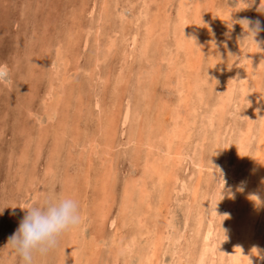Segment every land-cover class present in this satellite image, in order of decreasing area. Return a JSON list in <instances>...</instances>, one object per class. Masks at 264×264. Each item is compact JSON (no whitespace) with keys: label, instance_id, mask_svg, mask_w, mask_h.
<instances>
[{"label":"rangeland","instance_id":"374dc122","mask_svg":"<svg viewBox=\"0 0 264 264\" xmlns=\"http://www.w3.org/2000/svg\"><path fill=\"white\" fill-rule=\"evenodd\" d=\"M189 1H188V4H190ZM192 1L195 3H192ZM197 1H199V0H195V1L191 0V5H188V8L186 10L187 12H186L185 17H184L185 19L183 18V20L180 21L178 19V15L176 16V14H175V16H174V13H177V10H178L177 7H178L179 0H175V1L174 0H156L155 2L150 3V5H149L148 18L145 19V18L140 17L139 20H136L135 18H131V16L135 13H138V9L140 8L141 4L143 3V0H109L108 4L110 7V12H109L110 15L108 13L106 16L107 18L106 17H104V18L100 17L99 7H100L101 0H52V2H51V0H0V63H6L9 66L10 65L13 66V68L11 66L9 67V69L11 68L10 69L11 83L8 85L0 84V199H1L0 209H2V207L4 208L3 212L0 213V264H8V263L9 264H19V258L15 255V253L13 251L9 250L10 247L6 244L8 241V237H10L12 235V233L16 230L18 223L21 221V219L23 218V216L25 214L24 210H22L20 207H22L26 201H30L32 199V195H33L34 191L36 193L35 197H42L45 192H46L45 195L51 194V195L59 196L60 194L61 195L63 194V196L73 197L74 199H76L78 201L79 206H80V210L82 208H84L83 209L84 211L83 210L81 211V216H82V214L84 215V217L83 216L81 217L83 219V220L81 219V223L78 226H76L75 228L70 229L69 231L65 232L62 236H60V238H59L60 240H58V242H57L58 244L56 245L55 248L52 249L53 252H52V250H50V253H48L44 257L42 256V258H41V256H37L38 258L36 257V264H40V263L41 264H86V262H87V264H106V263L107 264H128V263L134 264L136 262L134 253L132 252V254H131L126 249L119 251L120 249L118 250V248L120 246L122 247V245H124V242L130 240V238L132 236L136 235V233H137V235L135 237H137V239L135 238V242L139 244L138 246L142 245V243L146 242L147 240L150 242L152 240L153 241L155 240L154 241L155 246H154L153 251H152L153 253H150V254H152L151 255V258H153L152 260H154V261H152V264H173V263L175 264V262L177 260H180L182 262V264H201V263L202 264H208V263L209 264H228L229 262H231L229 264H243V263L248 264V257H250V259L252 260V264H264L263 263L264 260H259L257 258V256L254 254V248H258L260 250V252L264 255V243H263L264 242V228H263L264 219H262V218H264V216H263L264 215V206H263L264 205V202H263V199H264V195H263L264 194V182H263L264 181V169H263L264 162L262 164V161L264 160L263 159L264 158V156H263L264 155V148H263L264 147V135L260 134L262 137V140H263L262 141L261 138L259 137L260 135L257 133V132L262 133V131L264 133V124H263L264 123L263 122L264 121V119H263L264 118V96H263L264 94L261 95L262 92L264 93V89H263L264 78L262 77L263 75H261V74H264L263 73L264 72V53L263 52L261 54L258 53L259 55L256 54L257 49H256L255 45L252 43V41L249 37L245 38L246 36L244 35L245 34V31H243L244 29L242 28V26H240L239 23L236 22L240 19H249V20L256 19V15L258 13L255 11V8L258 5L259 0H256V4L252 5L251 7H248L247 10H245V8H244L241 11L238 9L240 7H243L244 5L240 4L241 3L240 0H235V3H233L232 0H217V1H215V0H210V1L209 0H204V1L200 0L199 2H197ZM167 2L170 4H167ZM205 2H207V3H205ZM221 3H224V4H221ZM225 3H226V5H225ZM114 4H117V5H114ZM192 4H194V5L192 6ZM202 4H204V7ZM206 4H207V7H206ZM201 5H202L201 9H198V7L200 8ZM50 6H53L55 8H52ZM209 6H211V7H209ZM253 6H255V7H253ZM115 7H117V8H115ZM163 7L165 10L163 9ZM189 7L191 9H189ZM193 7H194V9H193ZM221 7H223V8H221ZM232 7H233V9H232ZM234 7L237 8L236 11H235L236 8H234ZM252 7L254 8V10ZM172 8H174V9H172ZM203 8H204V10H202ZM209 8H213L214 10H211V9L209 10ZM115 9L119 10V11L122 10L121 12L124 13V16L122 15V17H123L122 21H121L119 15H117V11ZM161 9H163V11H161ZM174 10H176V12H174ZM188 10H189V13H188ZM250 10H251V12H250ZM202 11H203V13H202ZM207 11H211L210 13H212V12L213 13L210 14ZM204 12L208 14V16L206 15L207 20H205ZM238 12H240V13H238ZM52 13H53V15H52ZM71 13L73 16L71 15ZM163 13H166V14H163ZM187 13H188V15H187ZM198 13L199 14L201 13L200 15L203 17L198 15ZM125 14H128V15L130 14L131 16L129 15V17H128V15H125ZM196 14L199 18L196 17ZM215 14L220 16V17H217ZM162 15H163V17H162ZM68 16L71 19H69ZM76 16H77V18H76ZM60 17H62V18H60ZM65 17H67V19H69V20H73V19L74 20L69 22ZM175 17H177V19ZM55 18H56V20H55ZM169 18L171 20L168 23L169 20H167V19H169ZM238 18H240V19H238ZM46 20H47V22H46ZM115 20H117V21H115ZM186 20L187 21L189 20L188 22H190V20H191V24L188 22H187L188 24H186ZM53 21H55V22H53ZM204 21H206V22H204ZM232 21L233 22L235 21L234 24ZM51 22H53L54 25ZM71 22L72 23L74 22L75 24L73 23L74 24L73 25ZM180 22H183L182 23L183 29L181 30V33L182 32H184V33H182V36H181V34H179L180 32H178L177 31L178 29L176 28L177 27L176 24H178ZM196 22H197V24H196ZM55 23H58L60 27L58 26V24H55ZM63 23H64V25H63ZM77 23H79V25H77ZM105 23H106V25H105ZM108 23H110V24L108 25ZM117 23H118V25H117ZM150 23H154V24L156 23V25H157L153 29H152V27L154 25H151V31L153 30V32L156 33L155 35L153 34V32L150 33V35L146 34L148 31V28H149L147 25H150ZM198 23L200 24V26ZM231 23H232V27L229 28ZM66 24L68 26H66ZM165 24H167V25H165ZM213 24H215V25L213 26ZM56 25L58 26V28ZM61 25H63V27ZM161 25H162V27H161ZM195 25H197L196 28H195ZM186 27H188L189 30H186L187 29ZM192 27H193V29H192ZM111 28H113V29H111ZM201 28H203V29H201ZM214 28H216L215 29L216 31L214 30ZM226 28L228 29V31ZM82 29H84V31ZM96 29H99L100 32H98V30H96ZM54 30H56V33H57V31H59L60 33L58 32L57 33L58 35H56V33H54L55 32ZM62 30H63V32H62ZM111 30L115 31V32H112ZM156 31H159V32L157 33ZM231 31H232V33H231ZM221 32H222V34H221ZM114 33H115V35H114ZM164 33L166 34V36ZM54 34L56 35V38H54V41H52L53 40L52 37L53 36L55 37ZM64 34H65V36H63ZM204 34H205V36H204ZM61 35H62V37H61ZM85 35H86V37H85ZM158 35H159V37H158ZM29 36H31V37H29ZM69 36H71V37H69ZM154 36H156L157 39H154L155 38ZM74 37H75V39H74ZM113 37H115V39H116V45L117 46H115L114 48L109 50V48L107 47V44H108L109 40ZM126 37H128V38H126ZM151 37H153V38H151ZM197 37H198V39H197ZM228 37H230L229 40H228ZM29 38H31V39H29ZM67 38H68V40H67ZM69 38L71 39V41ZM231 38H232V40H231ZM26 39H28L29 41H27ZM160 39H161V41H160ZM163 39H165V40H163ZM180 39L182 41V44H180V41H179ZM193 39H195V40L191 41ZM202 39H204V40H202ZM209 39L211 40V43H210ZM233 39H234V41H233ZM30 40H32V41L30 42ZM50 40H51V42H50ZM58 40H62V41H58ZM74 40H75V42H74ZM148 40H149V42H148ZM71 42H74L77 44L75 45ZM145 42H147L149 44L152 43V45L151 44L149 45L147 43L145 44ZM218 42L220 43V45ZM242 42H243V44H242ZM53 43H55L56 46L53 45ZM62 43H63V46H62ZM70 43L75 45V46L70 45ZM161 43L162 44L164 43V45H162ZM196 43H198V44H196ZM206 43H208L210 46H208V44H206ZM230 43H231V46H230ZM27 44H29V45H27ZM46 44L49 47H51V45H53L51 47L52 49L49 47H48L49 49L46 48L47 47ZM91 44H92V46H91ZM233 44H235V45H233ZM176 45H179V46H176ZM200 45H201L202 50L200 48ZM211 45H213L215 47H213ZM248 45L249 46L251 45L254 48H251ZM54 46H55V48H54ZM157 46H159V48H157ZM233 46H234V49L231 50L233 48ZM39 47H40V49H39ZM62 47H63V49H62ZM153 47H155V48H153ZM226 47H230V48H226ZM260 47H262V46H260ZM69 48L71 49L73 54L71 53V51L69 52V50H68ZM73 48H74V50H72ZM185 48H187V49H185ZM64 49H66V50H64ZM78 49H81L80 53H78L79 52ZM148 49H149V51H148ZM60 50H61V52L64 53V54L63 53L62 54H63V56L65 55V58L67 60V64H66L65 68H64V66H62V68L60 66L57 67L56 63H55L56 58H57V56H56L57 51L59 53ZM136 50H139V51H136ZM75 51H78V52L76 53ZM43 52H44V54H43ZM193 52H194V54H193ZM210 52H212V53H210ZM250 52L254 53L253 58L249 57ZM122 53H123V55H122ZM178 53H179V55H178ZM180 53H182V54H180ZM199 53H200V55H199ZM233 53H234V55H233ZM68 54H70V55H68ZM114 54L116 55V57H118L116 61H115L116 57H114ZM201 54H202V56H201ZM206 54H208V56H206ZM78 55H80V58ZM97 55H98V60L100 62L94 61L96 59ZM136 55H139V56H136ZM180 55H181V57H180ZM29 56H30V58H29ZM167 56H169V57H167ZM175 56L177 57V60H178V57L181 60H183L185 58L186 63H185V61L183 63V61L181 62V60H178L181 63L180 67H183V64H185L183 68H180L178 63L175 62V59H176ZM182 56H184L183 59H182ZM228 56H230L231 58ZM243 56L247 57L248 59H245ZM196 57L198 58V61H197V59H195ZM224 57H226V59ZM52 58H53V61H52ZM123 58H124V61H123ZM132 58H134V59H132ZM199 58H200V60H199ZM210 58L214 59V60L211 61ZM218 58L221 60H219ZM243 58L245 60H247V61H243V64L244 65L246 64V65L245 66L243 65V67H239L238 66V62H239L238 60L243 59ZM30 59H32V60H30ZM50 59H51V61H49ZM73 59L74 60L77 59V60L72 61ZM171 59H173V60H171ZM224 59H225V61H224ZM118 60H119V63L117 62ZM155 60H159V61L156 62ZM71 61L73 62L72 65H70ZM92 61H93V63H92ZM114 61H115V63H114L115 66H113ZM252 61L255 62V63H252L253 65L256 64L255 65L256 68L254 66L255 69L252 67V64L249 63ZM50 62H51V64H50ZM95 62L97 63V65H95ZM200 62H201V64H200ZM221 62H222V64H221ZM76 63L78 66H75ZM99 63H103V64H99ZM131 63L133 64V68L131 66ZM175 63H176V65H174ZM210 63L213 65H211ZM14 64H15V68H14ZM52 64L53 65L55 64L54 65L55 67L52 66ZM153 64H154V66H153ZM186 64H188L189 66H187ZM198 64H200V65H198ZM122 65H123V67H122ZM166 65H169V66H166ZM209 65H211V66H209ZM130 66H131V68L129 69ZM176 66H178L177 69H176ZM261 66L263 69H260V71H258ZM92 67H95V69H93L91 72L90 68H92ZM134 67H137V68H134ZM217 67H219V68H217ZM229 67H230V69H228ZM238 67L241 68L239 75L236 74ZM86 68L88 70L89 69L90 70L88 72H86L87 71ZM110 68H113V70L111 71ZM179 68H180V70L182 69L181 72H180V70H178ZM55 69H56V71H58L57 73H56ZM58 69L59 70L61 69V70L59 71ZM97 69H98V71H97ZM102 69H107V70H105V72H104V70L101 71ZM191 69L192 70L195 69L196 71L195 70L191 71ZM197 69H199V70L197 71ZM219 69L222 71L220 72ZM226 69H227V71H226ZM14 70L16 72L17 71L18 72L16 73V72H14ZM63 70H65V71H63ZM72 70H73V72H72ZM186 70H187V72L190 70L188 72V74H187V72H184ZM208 70H209V72H206ZM229 70H230V72H229ZM48 71H50V72L48 73ZM100 71H101V73L103 72L105 74H101ZM144 71H148L149 75H148V73L143 75ZM167 71H168V73H167ZM176 71L180 72L179 76H178V73ZM243 71H244V73H243ZM31 72H32V75H31ZM132 72H133V74H132ZM172 72H174L175 74L173 75ZM193 72H194V74H193ZM218 72H220L221 74ZM259 72H261V74H259ZM70 73H72V74H70ZM90 73L93 75V77ZM97 73L101 74V76L103 78L105 77L104 79H106L108 81H104V84H103V81H101V79H99L97 77L98 76ZM185 73L187 74V76H185ZM230 73H232V74H230ZM106 74H108V75H106ZM113 74H115V76H113ZM209 74H210V76H209ZM234 74H236V75H234ZM240 74L243 76L247 75V77H246L247 79L244 80L245 84H247L246 89L243 88V87H245V84L243 86V83L239 82ZM103 75L108 76L109 79ZM110 75H111V80H110ZM116 75L119 76L117 79L115 78ZM140 75H142V76H140ZM175 75H176V77H175ZM190 75H192L191 77H193V79L190 77ZM72 76H73V78H72ZM75 76H77V77L80 76V80L78 78L76 80ZM130 76H132V77H130ZM81 77H84L85 79L84 78L82 79ZM89 77H91L93 80L91 78H90L91 79L90 80ZM120 77L121 78L125 77L126 79L127 78L128 79H127V81H125L126 79L123 78L122 81H120L121 80ZM180 77L183 78L184 80L181 79ZM253 77L256 80H254ZM114 78H115V80H114ZM141 78H142V80H141ZM155 78H156L157 82H156ZM261 78H263L262 81H261ZM51 79H52V82H51ZM177 79L178 80L180 79L179 83H177L178 82ZM18 80H20L21 82ZM47 80H48V82H47ZM137 80H139V81H137ZM173 80H176V81H173ZM146 81L149 82L150 87H148L147 83H145L147 85H144V82H146ZM180 81L182 82V84L184 82V86H185V83H187L186 87H184L183 85L179 86L181 84ZM215 81H216V84L212 83ZM223 81L224 82L226 81V82L224 83ZM16 82H18V83H16ZM129 82H131V84ZM167 82H168V84L172 85L171 87H173V88H170V86L167 84ZM195 82H197V83L194 84ZM199 82H201V83H199ZM56 83L58 85H56ZM117 83H119V84H117ZM153 83L155 84L156 87H154ZM163 83L166 84L167 89L163 88L164 87ZM175 83H177V85H175ZM251 83L253 85H251ZM17 84H18V86H17ZM111 84L113 86H111ZM159 84H161V85H159ZM254 84L257 86H254ZM49 85L51 87H49ZM80 85H82V86H80ZM94 85H96V86H94ZM128 85H130V88L128 87ZM143 85L145 86V88L142 89ZM152 85H153V87H152ZM167 85L169 86V88ZM195 85H196V87H195ZM211 85H213V86H211ZM225 85H227V86H225ZM83 86H85V88ZM100 86L103 88H101ZM126 86H127V88H125ZM177 86H179V87H177ZM190 86H192V87H190ZM237 86L238 87L240 86V88H237ZM94 87L98 88V89H95ZM108 87H109V89H107ZM146 87H148L149 89ZM208 87H209V89H208ZM210 87H212V88H210ZM114 88L118 89L119 91L115 92L113 90ZM152 88L154 90V95H155V92L157 95L159 94L158 95L159 100L157 99V97H155L156 95L154 96L153 93L150 94L151 91L153 92ZM174 88H175V92L172 91V90H174ZM179 88L182 90H180ZM191 88H192V90H191ZM205 88H206V90H205ZM213 88H214V90H212ZM61 89L63 92L61 91ZM120 89L121 90L123 89V91H121ZM225 89H227V92ZM236 89H238V92L236 91ZM260 89H262V90H260ZM95 90H99L98 93H97V91L95 92ZM108 90H109V93L107 94ZM193 90H195V91H193ZM229 90L230 91L232 90L231 94H230ZM259 90H260V94H259ZM57 91L61 92L60 95H61L62 101L58 106L57 115L51 119V118L47 117V109L46 108H48V105L50 103L49 101L53 102V95H51V94H54V92H57ZM140 91H141V93H144V94H141ZM160 91H161V93H160ZM166 91L171 92V95H169L170 93H167ZM246 91H248L247 97L245 96ZM93 92H95V93H93ZM177 92L179 95L177 94ZM202 92H204V93H202ZM223 92H224V94H223ZM110 93L111 94L113 93V95L111 96ZM148 93H149V95H148L149 97H147ZM190 93H192V94L194 93V94L192 95ZM209 93H211V95ZM240 93H242V94H240ZM248 93L251 95H249ZM48 94H49V96H48ZM73 94H75V95H73ZM83 94H85V95H83ZM94 94H96V95H94ZM105 94H107V95H105ZM174 94L176 97L174 96ZM236 94H238V95L236 96ZM89 95H91V97ZM151 95L154 96L153 100L151 99L152 98ZM160 95H161V97H160ZM172 95H173V97H172ZM184 95H185V97H184ZM230 95L232 96V100H229V99H231ZM192 96H193V98H192ZM261 96L263 99L261 98ZM47 97H49V98H47ZM64 97L69 102L66 99L64 100ZM75 97H77V98L75 99ZM95 97H97L99 99V103H100V107H101L99 109L95 106ZM112 97L114 99L117 98L116 101H114V99L111 100ZM134 97H136L138 100H136ZM170 97L173 98L174 101H177V102L175 103L174 101H172V99ZM180 97L184 100L183 101L180 100L181 99ZM186 97H190V98H187L188 101L186 100ZM90 98L91 99L94 98V99L91 100ZM132 98H133V100H132ZM205 98H206L205 103H201V101L203 102ZM209 98H210L211 102H208ZM244 98H245V100L248 99L247 100L248 103H252V104H250L251 108L249 107V105H247V102L244 100ZM260 98L262 99V101ZM84 99H86V100H84ZM143 99H144V101H143ZM148 99L149 100L151 99L152 102H151V100L149 101ZM251 99H254V100H251ZM81 100H82V102H81ZM157 101L158 102L161 101L162 104L161 103L158 104ZM236 101L237 102L240 101V102L237 103ZM256 101H257V103L254 104V102H256ZM93 102H94V107H93ZM113 102L116 104L113 105ZM180 102H181V104H180ZM183 102H186L185 105L183 104ZM190 102L191 103L193 102L192 105H190L191 104ZM217 102H219L220 105ZM73 103H74V106L72 107L71 105H73ZM76 103H77L78 107H77V105L75 106ZM145 103H146V105H145ZM170 103H172V106ZM240 103H242L241 107H239ZM244 103H246V104H244ZM82 104H84V107H82L83 106ZM110 104L113 106H110ZM130 104L132 105V107ZM156 104L158 106L160 105V107H157ZM188 104L190 105L191 108H189ZM236 104H239L238 105L239 108L237 107ZM7 105H8V107H7ZM20 105H22V106H20ZM60 105H62V106H60ZM199 105H201V106L204 105V106L199 107ZM208 105H210V106H208ZM217 105H219V106H217ZM89 106H91V107H89ZM118 106H120V107H118ZM146 106L149 108H147ZM185 106H187L188 108L186 107V109H185L184 108ZM196 106H197V108H196ZM254 106H255V108H254ZM111 107L113 109H111ZM170 107L171 108L173 107V109H171ZM174 107H176V108H174ZM216 107H218V109ZM235 107H236V110H235ZM260 107H261V109H260ZM19 108H21V110ZM67 108L68 109L70 108L71 110L66 111ZM72 108L74 109V111ZM82 108H85V109L83 110ZM130 108H133V111ZM143 108H145L146 110H144ZM157 108H158V110H157ZM202 108H204V110ZM210 108H213V109H210ZM221 108L224 109V111ZM233 108H234V110H233ZM256 108H258V109H256ZM94 109H95V111H94ZM182 109H183V111H182ZM111 110L113 112H111ZM151 110H153V112ZM171 110L173 112L175 111V113L171 112ZM218 110L223 111L224 112L223 114H225L227 112V114H225V115L222 114L224 117L223 116L220 117L219 114H221L222 112L218 111ZM237 110H241V111H237ZM246 110L248 111L247 113H246ZM249 110L252 112H250ZM19 111H21V112L19 113ZM71 111H72V114H71ZM138 111H141V112L147 111V113H149L152 117L150 115H149L150 117L147 116V113H145V112H144V114H146V115H144L143 113L141 114ZM159 111L162 113V115H161V113H160V115H157V117L158 116L160 117V123H158V127H156L157 125L152 127L154 125V122H155L154 119L156 118V114H158ZM185 111L190 112V114H192V115H190L188 113L187 115H185L187 117L184 118L185 117L184 116ZM69 112H70V114H69ZM78 112H79V114H76ZM106 112L108 114H105ZM109 112H111V114L114 115L113 118L115 119V121H113L114 119H111L112 115ZM125 112L130 116L134 112V114L131 116L132 122H131L130 116H129V120H127L123 124V117L126 114ZM154 112H155V116L153 115ZM167 112H169L170 114ZM218 112H219V114H218ZM234 112L236 114H237V112H239V114H237L238 117L236 116V114ZM244 112L246 114H244ZM257 112H259V113H257ZM59 113L60 114L62 113L61 114L62 116H60ZM100 113H103L102 115H104L105 118H107V119L104 118L105 122L107 120H109L110 122L113 123V125H112L113 128L110 127V125L107 127L108 129H112V130H109V134L111 136L108 135L106 139H105L106 136L104 137V134H102V135L100 134L104 129L103 126L105 125V124L103 125L102 123H101L102 125H100L99 120H97L99 118L98 116ZM163 113L165 116L163 115ZM208 113H210V114L208 115ZM215 113H217V114H215ZM248 113L250 116H248ZM253 113H254V117H253ZM139 114H140V116H139ZM171 114H172V116L177 114L175 116L178 117L175 120L177 126L174 129L180 130V128H182V127H185L186 129H185V131H183L184 130V128H183L182 132L179 133V136L177 138H174L175 140H173V144H172L173 150L171 152L172 155L170 157V155L167 156V153L164 151L165 146H166V141H165L166 138L164 137V134L171 131V127L174 126L172 124L174 122V120H173V122H171L173 119V117L171 118ZM229 114H230V116H229ZM262 114H263V116H261ZM141 115H142V117H141ZM143 115H144V117H143ZM196 115H198V117ZM243 115H245V117ZM246 115H247V117H246ZM116 116H118L119 118ZM138 116L140 117V119ZM167 116H169V118ZM188 116H190V117H188ZM191 116H192V118H193V116L194 117L196 116L195 117L196 119L193 118L194 119L193 120L191 118ZM239 116L242 118H240ZM57 117H59V118H57ZM71 117H73L74 119ZM216 117L218 118V120H220V119L223 120V123H222L223 125L220 124V121H219V123L215 122ZM252 117H253V119H255V121H254L255 125H253ZM17 118H18V120H17ZM41 118L45 121V123L43 122V120ZM179 118L181 120H179ZM205 118H206V122H205ZM208 118H210V119H208ZM257 118H259V119L257 120ZM169 119H170V122L168 121ZM207 119L210 121H207ZM246 119H248V120H246ZM40 120H42V121H40ZM58 120H60V121H58ZM61 120L63 121L62 124L64 123L62 125V127L64 126L63 128H65V130L60 128L61 127V125H60ZM95 120H97V121L94 122ZM133 120H136V124H137V122L139 123V121H140L139 125L143 124L141 126H142V128H144V130H143L144 135L147 134L146 132L149 133V131H151V130L154 131L155 128L156 129L158 128L159 131L157 130L154 133H155V135L157 133L158 137L161 136V138H162V136H163L164 140H161L160 137L159 138L155 137L154 138L156 140L155 141L154 139L153 140L151 139V138H153L152 136L150 137L148 135L147 136L143 135L144 139L142 138L143 140L141 139L140 142L139 141L136 142V140H133L132 138L128 139L130 137V134H131L130 127L133 124ZM177 120H178V122H177ZM190 120L193 121L195 128H194V125L192 124V121H190ZM213 120L215 123H218L219 124L218 126H220V127H216L217 125L213 122ZM218 120H216V121H218ZM234 120H235V123H234ZM241 120H243V121H241ZM256 120H257V122H256ZM92 121L95 124L92 123ZM142 121H146V122H142ZM186 121L190 122V124H192V126L191 125L189 126V123L187 125ZM194 121H196V122L194 123ZM203 121L206 124L205 123L203 124ZM244 121H246V123L248 125H246L244 123ZM249 121H251L252 123ZM80 122H81V124H79ZM199 122H201V123H199ZM224 122H225V124H224ZM227 122H228V126H227ZM74 123H76V124H74ZM180 123H181V126L179 125ZM196 123L199 126H197ZM238 123H239V125H238ZM250 123H251V125H249ZM56 124H58V125H56ZM66 124H67L68 128H67ZM87 124L89 126H91V128H89L90 131L88 130L89 132L87 131V129L89 127ZM144 124L145 125L147 124L146 127ZM182 124H183V126H182ZM184 124H186V125H184ZM200 124H203V128L207 131H205ZM235 124H236V126H234ZM257 124L259 127L257 126ZM167 125H169V126H167ZM240 125H242L241 127H243V128H241ZM75 126H76V128L77 127L79 128L80 132H78V131L75 132V130H74ZM147 126L149 129L147 128ZM159 126H161V131H160ZM163 126H164V128H163ZM186 126H188V128H190V127H192V128L187 129ZM207 126H215V127H210V128H214V129L210 130V128ZM222 126H224L223 127L224 129L222 128ZM251 126L254 128L253 130H252ZM255 126L258 127V131H257V127H255ZM43 127H46V128L44 129ZM196 127H197V129H196ZM236 127H238V128H236ZM54 128L55 129L57 128L56 130L59 129L60 131H62V132L64 131V132L62 133L61 136L56 137L55 136L56 133H61V132L59 130L56 131ZM92 128H94V130ZM165 128H167V129H165ZM201 128H202V130H200ZM206 128H208V129H206ZM255 128H256V132H255ZM81 129L82 130L86 129L83 132L84 135H82L83 133H81L82 132ZM95 129L97 130L96 132H95ZM242 129L245 131L243 132ZM45 130H46V132H45ZM48 130H49L50 134L48 133ZM73 130H74V132H73ZM76 130H78V129H76ZM179 130H178V132H179ZM189 130H192L193 133H192V131L189 132ZM199 130H200V132H199ZM111 131H114L115 133L111 132ZM116 131H117V133H116ZM202 131H204V132H203V135H201V137H200L199 135L202 134ZM224 131L226 132V134L228 133L227 136L225 133H223ZM90 132H92V133H90ZM185 132H189L190 135L184 134ZM207 132H209V133H207ZM212 132H213V135H212ZM215 132H217L218 135H216ZM239 132H240V134H238ZM251 132L254 134H252ZM160 133H161V135H160ZM205 133H207V135H205ZM72 134H75V135L73 136ZM76 134H78V135L76 136ZM79 134L82 135L83 137L80 136ZM91 134H92L93 138L91 137ZM195 134H198V135H195ZM248 134L250 136H248ZM71 135H72V137H71ZM95 135H99L100 137L98 138V136L96 137ZM183 135H185L184 139L187 142L183 139V137H182ZM220 135H222L221 137H223V140L221 137H219ZM40 136L44 137V140ZM78 136L84 138V140L82 139V141H81L80 137H79V139H80L79 140ZM186 136H188L187 139H186ZM215 136L219 137V138H217L218 143L220 142L219 139H221V141L223 143L221 142L220 145H217L218 143L216 142V139L214 138ZM31 137H32V139H31ZM108 137H110V138L112 137V138L108 139ZM234 137L236 139H234ZM54 138L57 140L58 143H56V144L54 143V142H56V140ZM91 138L93 141L90 140ZM198 138H200V139H198ZM212 138H214V139H212ZM48 139H50V140H48ZM95 139H97L98 141H96ZM159 139H160V141H159ZM194 139L196 141V142H194L195 143L194 146L196 145L195 148L193 146V142H191V140L194 141ZM225 139H228V142ZM232 139L234 141L232 143H235V144L231 143ZM12 140H13V142H12ZM36 140H38V141H36ZM85 140H86V142H84ZM129 140L131 142L129 143V146L127 147V145H128L127 143ZM179 140L180 141L182 140L181 144H180ZM245 140H247V141H245ZM249 140H251V141L249 142ZM103 141H105V144H103ZM110 141L111 142L114 141V142L111 143ZM258 141H260V144L258 143ZM98 142H100V144ZM106 142H108V143H106ZM182 142H183V148H182ZM199 142L201 145L199 144ZM210 142H212L211 145H209ZM226 142H227V146H225ZM25 143H26V145H25ZM44 143H45V147H44ZM49 143L51 145H48ZM135 143L137 145L139 144L138 147ZM141 143H143V144H141ZM176 143L178 144V146ZM243 143H244V145H242ZM58 144L60 145V148H57V147H59ZM93 144H94V146H93ZM179 144H180V146H179ZM240 144H241V148H243V146H244V148H245V149L243 148L244 151L239 148ZM75 145H76V148H75ZM81 145H82V148H81ZM144 145L146 147H142ZM160 145H162V146L164 145V146L162 147ZM197 145H200V146L198 147ZM213 145H215V148H217V149H214ZM258 145H260L261 147H259ZM95 146H97V147L95 148ZM125 146H126V149H125ZM134 146L136 148H140V149H137L138 152L135 150V148H133ZM52 147H54V148H52ZM188 147H190V148H188ZM229 147H230V149H229ZM236 147L238 148V150L236 149ZM259 148H260V150H259ZM29 149H30V152H29ZM60 149H62V150H60ZM88 149H89V151H88ZM141 149L144 150L143 151L144 153H141L142 152ZM154 149H156V152ZM179 149H181L182 152L179 151ZM205 149H207V150L209 149V151H208L209 153H207L206 152L207 150H205ZM220 149H223L221 151L225 152V153L223 154L220 151ZM224 149H226V150L224 151ZM55 150H56V153H55ZM127 150H128V153H127ZM131 150L133 151V153ZM214 150L216 151L215 153L213 152ZM41 151H44V152H41ZM64 151H65V153H64ZM76 151H78V152L75 154ZM157 151H159V152H157ZM228 151H229V153H227ZM201 152H202V154H201ZM25 153H26V155H25ZM37 153H38V155H37ZM57 153L58 154L61 153L62 155L60 154L57 157L56 156ZM106 153H108V155ZM131 153H132V155H131ZM155 153H157V154H155ZM164 153H165V155H164ZM218 153H219V155H218ZM12 154H14V155H12ZM15 154H17V156H15ZM20 154H22L21 155L22 157L19 156ZM28 154H29V156H28ZM70 154H71V156H70ZM243 154H245L246 156ZM75 155H77V157L79 156L81 158L84 156L82 159L80 158L81 162L84 163V166H81L82 167L81 170H80V168H78V166H79V164L80 165H82V164L80 162L79 157L77 158ZM178 155H179L180 159L178 158ZM212 155L214 156V158H212L213 157ZM225 155H226V157H225ZM228 155H229V158H228ZM165 156L169 157V160H168L169 162H166L167 158ZM209 156H210V158H208V161H206L207 157H209ZM20 157L22 160L24 159L23 161H25V163L22 162ZM59 157H61V159H59ZM17 158H19V159H17ZM44 158H45V160H44ZM47 158L49 159V161ZM66 158H68L69 160H72L73 162L69 161ZM258 158L262 159V160L259 161ZM51 159L53 160L52 162H51ZM87 159H89V160H87ZM92 159L94 160V162ZM175 159H177V160H175ZM210 159H212V160H210ZM253 159H254V162L252 161ZM32 160L34 162H32ZM18 161L21 165L18 163ZM26 162L29 164L31 162L32 165L30 164L31 165L30 166L28 164V166H29L28 167ZM63 162H65V163H63ZM126 162H128V163H126ZM33 163H34V165H33ZM45 163H46V165H45ZM72 163H75L76 165L72 164ZM77 163H79V164H77ZM85 163H86V166H85ZM129 163H130V165H129ZM24 164H26V165H24ZM52 164H53V166H52ZM93 164L94 165L96 164V165L94 166ZM156 164L157 165L159 164V165H161L162 168H165L166 172L165 171L163 172L162 168L157 169ZM237 164H238V167H240V168L236 167ZM245 164H246V166H245ZM58 165H59V167H58ZM71 165H74V166H71ZM251 165H252V167H251ZM25 166L27 168H25ZM45 166H46V168H45ZM88 166H90V167H88ZM60 167H61V169H60ZM83 167H84V169H83ZM131 167H132V169H131ZM227 167H229V168H227ZM235 167L238 168L239 170L236 169ZM30 168L33 170H31ZM133 168L135 169V171ZM170 168H173V170ZM18 169H19V171H18ZM247 169H249V170H247ZM24 170H26V171H24ZM30 170L33 171L34 174L31 173ZM69 170H70V172H69ZM107 170L109 173L107 172ZM149 170H151V171H149ZM208 170H209V173H208ZM146 171H149L150 173H146ZM219 171H220L221 175H219V173H218ZM24 172L26 173V175L25 174L23 175ZM28 172H30L31 174ZM134 172H135V174H134ZM144 172L147 175L144 174ZM81 173H82V175H81ZM87 173H88V177H89L88 182L85 179V175H87ZM155 173H156V175H155ZM226 173L228 174V176ZM254 173H257V174L255 175ZM113 174H114V176H112ZM200 174H201V176H200ZM217 174L219 175L220 178L217 176ZM231 174H232V176H231ZM22 175L25 177L23 178ZM110 175L112 176L111 179L109 178ZM127 175H128V177H127ZM170 175L173 177H171ZM234 175H235V177L237 175L238 178L237 177L235 178ZM46 176L48 179L46 178ZM60 176H63V178ZM203 176H205L206 178ZM230 176H231V178H230ZM51 177H53L55 179L53 180ZM106 178H107V181H106ZM127 178L129 179L130 182L127 180ZM171 178H173V179H171ZM200 178H202V179H200ZM256 178H257V180H256ZM19 179H21V180H19ZM45 179H47V180H45ZM51 179H52V181H51ZM108 179H110V181H108ZM112 179H113V181H112ZM196 179H198V180H196ZM248 179H251V180H248ZM101 180L103 182H101ZM53 181H56L57 183L56 182L53 183ZM58 181L60 184L58 183ZM75 181H76V183H75ZM77 181H78V183H77ZM131 182H132V185H131ZM84 183L85 184L88 183V184L85 185ZM52 184H53V187H52ZM59 185H60V187H59ZM80 185H82V186H80ZM90 185H91V187H89ZM42 186H43V188H42ZM250 186L253 189V191L251 190ZM257 186H259V187H257ZM45 187H46V190L49 191L48 192L49 194L45 190ZM85 189H86V191L88 189V191L84 192L83 190H85ZM121 189H122V191H121ZM217 189H218V191H217ZM262 190H263V192H262ZM82 191H83V193H81ZM120 191H121V193H120ZM243 191H245V192H243ZM250 191L252 194L250 193ZM215 192H216V195H215ZM87 193H89V194L87 195ZM211 193H213V194L211 195ZM9 194H11L12 196ZM37 194L38 195L40 194V196H38ZM91 194H92V196H91ZM249 194H251V195H249ZM82 195L84 198L82 197ZM86 195H87V197H86ZM234 195H236V197ZM253 195L259 197V200H260L259 206H257L254 203V201L252 200V199H255L254 197L252 198ZM126 196H129V197L131 196V197L128 198ZM215 196H217V201H214ZM250 196H251V198H250ZM90 197H92V198H90ZM127 198L130 199L132 203ZM134 198L136 200H134ZM162 199H164V200H162ZM120 200H121V202H120ZM145 200H147V201H145ZM9 202H12V203H9ZM210 202L212 205H213L212 202H214V207H216V208H214L213 217L212 216L210 217V215H209L211 212L210 208H212L211 207L212 205L210 204ZM119 203H121L120 206H119ZM136 203H137V205L135 207L134 204H136ZM10 204H11V206H9ZM12 204H14V205H12ZM96 204L98 207L96 206ZM122 204L123 205L125 204V205L122 206ZM126 204L129 205V207ZM92 206H94V207H92ZM125 206H127V207H125ZM122 207H124V208H122ZM144 207L146 210L144 209ZM93 208L96 209V211L93 212L92 211V210H94ZM119 208H122V210H120ZM126 209H128V210L125 212ZM140 209H143L144 211L140 210ZM132 210H133V212L131 213ZM117 212L118 213L121 212L122 214H117ZM115 213H116V215H115ZM127 213L135 215V217L132 215L134 217L133 218L134 222L136 220L135 224L132 220V217L130 218V214H127ZM259 213H261V214H259ZM90 214H92V215H90ZM119 215H123L124 218H122ZM125 215L126 216L128 215V216L126 217ZM248 215H249V219L251 221L253 220V227H255V226H257V227L253 228L255 233L252 232L251 236L247 240V246H246V248H244L245 251H243L244 254L242 253V255L240 256V259L238 261H235V258H234L235 249L234 248H235V246H237V244H236L238 242L237 239H240V235H239L240 230H239L238 224H239V222L242 223V221ZM254 215H255V217H254ZM86 216L88 218H86ZM252 216L254 217L255 221H254ZM125 217L128 218V223L126 222L127 220L125 219ZM119 218H122V220ZM141 218H143V219H141ZM205 218H206V220H205ZM209 218L210 219L212 218V219L209 221ZM256 218H257V221H256ZM114 219L116 220V222ZM130 219L132 220L133 223L130 221ZM120 221H122V223ZM123 221L126 223H124ZM137 221H138V223H137ZM149 221H150V223H149ZM259 221L263 224V226H261L262 224L259 225L260 224ZM9 223L12 224L13 226H11ZM96 224H97L98 228H97ZM117 224H119V225L117 226ZM114 225H115V228H114ZM128 225H129V227H127ZM135 225H137V226H135ZM119 226H125V227H123V229H121L122 227H119ZM139 226H141V227H139ZM13 227H15V228H13ZM96 228H97V230H96ZM117 228H119V229L117 230ZM137 228L140 231H143V232L145 230L146 231L144 233H139ZM82 229H84V231L86 230L87 233L84 232ZM127 229L129 232H127ZM94 230L96 232H94ZM109 230L110 231L112 230V232H110ZM178 230H180V231H178ZM99 232H101V233H99ZM132 232H136V233H132ZM206 232H207V234H206ZM256 232H257V235H255ZM258 232L259 233L262 232L261 235ZM127 233H130V234L128 235ZM84 234H85L86 238L84 237ZM93 234H97V235H93ZM121 234H123V235H121ZM180 234H181V237H180ZM204 235H205V237H204ZM96 236H97V239H96ZM122 237H124L125 241L123 240ZM167 237H168V240L170 238L171 239L168 241ZM118 238H120L119 239L120 243L119 242L117 243ZM252 239L256 240V242H253ZM250 240H251V242H253V244H251L250 242L248 243V241H250ZM85 241L87 243H85ZM140 241L142 243H140ZM167 241H168V243H167ZM222 241H223V243L224 242L225 243L224 244L221 243ZM260 241H261V243H260ZM97 242H99V243L97 244ZM203 243H205V244H203ZM95 244L98 245V247ZM117 244H118V246H117L118 248H116L114 246ZM171 244H173V245L171 246ZM248 244L250 246L251 245L252 246L249 247ZM102 245L106 246L107 248L103 247ZM226 245H228V247H226ZM73 247H75V248H73ZM113 247L117 249V250L114 249V250H116L117 253L113 252L114 251ZM204 247H205V249H204ZM218 247H219V249H218ZM249 248H250V250H249ZM82 249H84V251ZM95 249H97V250L95 251ZM89 250H90V253L92 255L94 254L93 255L94 257L89 253ZM104 250H106V251H104ZM167 250H169V251H167ZM170 250H172V251H170ZM251 250H252V252H251ZM217 251H218V253H217ZM249 251L251 252L250 254L253 253L252 254L253 256L248 255ZM121 252H122V254H121ZM207 252L209 254H207ZM231 252H233V253L230 256L229 254H231ZM68 253H70V254H68ZM65 254L68 255V258L66 257ZM111 254L114 255L115 258L111 257L112 256ZM58 255H59L60 259L58 258ZM60 255H61V257H60ZM86 255L88 257H86ZM89 255L92 256V260H91V257ZM99 255H100V257H99ZM95 256H96V258H95ZM104 256H106L109 260ZM102 257H104L105 262L103 261ZM118 257H120V258H118ZM209 257H211V258H209ZM229 257H231V258H229ZM7 258L9 260H12V261L7 260ZM76 258H77V260H76ZM88 258H90V260ZM124 258H126V259H124ZM173 258H175V260ZM41 259H42V261H41ZM47 259H49V260H47ZM66 259H67V261H65ZM68 259H70V261ZM83 259H85V261H86L85 263H84ZM213 259H214V261H213ZM253 259H254V261H253ZM46 260L48 261V263ZM51 260L53 262H50ZM59 260H61V261H59ZM94 260L95 261L99 260V262H97V261L95 262ZM172 260H174V261L172 262ZM205 260H206V262H205ZM207 261H208V263H207ZM227 261H228V263H227Z\"/></svg>","mask_w":264,"mask_h":264},{"label":"bare ground","instance_id":"6f19581e","mask_svg":"<svg viewBox=\"0 0 264 264\" xmlns=\"http://www.w3.org/2000/svg\"><path fill=\"white\" fill-rule=\"evenodd\" d=\"M108 1H109V0H101V2H100L99 11H100V17H101V18L106 17L107 14L110 12V7H109V4H108ZM155 1H156V0H143V3L141 4L140 8L138 9V13H135V14H133L132 16H131L130 14H129V15L131 16V18H135L136 20H139L140 17L147 19V18H148V15H149V5H150V3H153V2H155ZM174 1H175V0H174ZM188 1H189V0H188ZM188 1H187V0H179L178 7H177L178 10H177V13H174V16H175V14H176V16L178 15V19H179L180 21L183 20V18L185 17V14H186V12H187L186 10H187V8H188V5H191V0L189 1L190 4H188ZM194 1H195V0H194ZM199 1H200V0H199ZM199 1H197V2H199ZM202 1H204V0H202ZM209 1H210V0H209ZM209 1H208V2H209ZM215 1H217V0H215ZM240 1H241V0H240ZM51 2H52V0H51ZM57 2H58V1H57ZM94 2H95V1H94ZM94 2H93V3H94ZM172 2H173V1H172ZM197 2H196V3H197ZM192 3H195V2L192 1ZM202 3H203V2H202ZM205 3H207V2H205ZM237 3H238V2H237ZM262 3H264V0L262 1ZM52 4H53V3H52ZM112 4H113V3H112ZM167 4H170V3L167 2ZM217 4H218V3H217ZM221 4H224V3H221ZM221 4H220V5H221ZM227 4H228V3H227ZM238 4H239V3H238ZM240 4H242V3H240ZM92 5H93V4H92ZM114 5H117V4H114ZM165 5H166V4H165ZM193 5H194V4H192V6H193ZM197 5H198V4H197ZM202 5H203V7H204V4H202ZM202 5L200 6V8L198 7V9H201ZM225 5H226V3H225ZM228 5H229V4H228ZM54 6H55V5H54ZM56 6H57V5H56ZM67 6H68V5H67ZM135 6H136V5H135ZM166 6H167V5H166ZM198 6H199V5H198ZM221 6H222V5H221ZM229 6H230V5H229ZM238 6H239V5H238ZM50 7L55 8V7H53V6H50ZM50 7H49V8H50ZM113 7H114V6H113ZM157 7H158V6H157ZM157 7H156V8H157ZM161 7H162V6H161ZM206 7H207V4H206ZM209 7H211V6H209ZM223 7H224V6H223ZM223 7H221V8H223ZM230 7H231V6H230ZM253 7H255V6H253ZM253 7H252V8H253ZM115 8H117V7H115ZM234 8H236V7H234ZM152 9H153V8H152ZM163 9H164V7H163ZM163 9H161V11H163ZM172 9H174V8H172ZM189 9H191V8L189 7ZM193 9H194V7H193ZM210 9H211V10H214L213 8H209V10H210ZM232 9H233V7H232ZM232 9H231V10H232ZM51 10H52V9H51ZM53 10H54V9H53ZM74 10H75V9H74ZM115 10H116V9H115ZM115 10H114V11H115ZM158 10H159V9H158ZM164 10H165V9H164ZM166 10H167V9H166ZM202 10H204V8H203ZM207 10H208V9H207ZM229 10H230V9H229ZM236 10H237V8L235 9V11H236ZM241 10H242V9H241ZM241 10H240V11H241ZM245 10H247V8H245ZM253 10H254V8H253ZM30 11H31V10H30ZM116 11H117V15H119V17H120V19H121V21H122V20H123V19H122V18H123L122 15L124 16V13L121 12L122 10H121V11L116 10ZM170 11H171V10H170ZM227 11H228V10H227ZM232 11H233V10H232ZM31 12H32V11H31ZM124 12H125V11H124ZM159 12H160V11H159ZM168 12H169V11H168ZM174 12H176V10H174ZM197 12H198V11H197ZM197 12H196V13H197ZM200 12H201V11H200ZM207 12L210 13L211 11H207ZM228 12H229V11H228ZM250 12H251V10H250ZM35 13H36V12H35ZM53 13H54V12H53ZM53 13H52V15H53ZM75 13H76V12H75ZM188 13H189V10H188ZM188 13H187V15H188ZM202 13H203V11H202ZM212 13H213V12H212ZM212 13H210V14H212ZM238 13H240V12H238ZM248 13H249V12H248ZM257 13H258V12H257ZM27 14H28V13H27ZM84 14H85V13H84ZM163 14H166V13H163ZM200 14H201V13H200ZM200 14L198 13V15H200ZM204 14H205V20H207V19H206V15L208 16V14L205 13V12H204ZM249 14H250V13H249ZM69 15H70V14H69ZM71 15H72V13H71ZM95 15H96V14H95ZM109 15H110V13H109ZM125 15H128V14H125ZM129 15H128V17H129ZM215 15H216V14H215ZM33 16H34V15H33ZM54 16H55V15H54ZM56 16H57V15H56ZM72 16H73V15H72ZM200 16H201V15H200ZM216 16H217V17H220V16H218V15H216ZM237 16H238V15H237ZM237 16H236V17H237ZM68 17H69V16H68ZM74 17H75V16H74ZM162 17H163V15H162ZM167 17H168V16H167ZM196 17H198L197 14H196ZM201 17H203V16H201ZM221 17H222V16H221ZM245 17H246V16H245ZM60 18H62V17H60ZM65 18L67 19V17H65ZM76 18H77V16H76ZM106 18H107V17H106ZM109 18H110V17H109ZM165 18H166V17H165ZM175 18L177 19V17H175ZM198 18H199V17H198ZM222 18H223V17H222ZM21 19H22V18H21ZM69 19H71V18L69 17ZM69 19H67L69 22L74 20V19H73V20H69ZM124 19H125V18H124ZM154 19H155V18H154ZM156 19H157V18H156ZM173 19H174V18H173ZM173 19H172V20H173ZM176 19H175V20H176ZM184 19H185V18H184ZM208 19H209V18H208ZM235 19H236V18H235ZM238 19H240V18H238ZM256 19H259V20L261 21L262 25H264V15H261V14L258 13V14L256 15ZM49 20H50V19H49ZM55 20H56V18H55ZM59 20H60V19H59ZM67 20H66V21H67ZM167 20H169V21H168V23H169L171 19L169 18V19H167ZM175 20H174V21H175ZM195 20H196V19H195ZM199 20H200V19H199ZM201 20H202V19H201ZM219 20H220V19H219ZM223 20H224V19H223ZM231 20H232V19H231ZM252 20H253V19H252ZM254 20H255V19H254ZM23 21H24V20H23ZM66 21H65V22H66ZM68 21H67V22H68ZM115 21H117V20H115ZM155 21H156V20H155ZM188 21H189V20H188ZM188 21L186 20V24H188V23L191 24V20H190V22H188ZM209 21H210V20H209ZM235 21H236V20H235ZM235 21H234V22H235ZM238 21H239V20H238ZM44 22H45V21H44ZM46 22H47V20H46ZM48 22H49V21H48ZM53 22H55V21H53ZM53 22H51V23H53ZM123 22H124V21H123ZM177 22H178V21H177ZM184 22H185V21H184ZM187 22H188V23H187ZM194 22H195V21H194ZM204 22H206V21H204ZM222 22H223V21H222ZM232 22H233V21H232ZM234 22H233V24H234ZM236 22H237V21H236ZM24 23H25V22H24ZM49 23H50V22H49ZM71 23H72V22H71ZM73 23H74V22H73ZM73 23H72V24H73ZM79 23H80V22H79ZM79 23H77V25H79ZM121 23H122V22H121ZM182 23H183V22H180V23L176 24V25H177L176 28L178 29L177 31L180 32L179 34H181V36H182V33H184V32L181 33V30L183 29V24H182ZM210 23H211V22H210ZM210 23H209V24H210ZM55 24H58V23H55ZM74 24H75V23H74ZM74 24H73V25H74ZM109 24H110V23H108V25H109ZM170 24H171V23H170ZM192 24H193V23H192ZM196 24H197V22H196ZM198 24H199V23H198ZM217 24H218V23H217ZM53 25H54V23H53ZM63 25H64V23H63ZM63 25H61V26L63 27ZM101 25H102V24H101ZM105 25H106V23H105ZM117 25H118V23H117ZM151 25H154V26L152 27V29L155 28V27L157 26L156 23H155V24H154V23H150V25H147V26L149 27V28H148V31H147V33H146L147 35H150V33L153 32V30L151 31ZM162 25H163V24H162ZM162 25H161V27H162ZM165 25H167V24H165ZM214 25H215V24H213V26H214ZM220 25H221V24H220ZM47 26H48V25H47ZM56 26H57V25H56ZM58 26H59V24H58ZM58 26H57V28H58ZM66 26H68V25L66 24ZM75 26H76V25H75ZM102 26H103V25H102ZM188 26H189V25H188ZM191 26H192V25H191ZM191 26H190V27H191ZM193 26H194V25H193ZM196 26H197V25H195V28H196ZM199 26H200V24H199ZM228 26H229V25H228ZM240 26H241V25H240ZM59 27H60V26H59ZM225 27H226V26H225ZM233 27H234V26H233ZM26 28H27V27H26ZM50 28H51V27H50ZM104 28H105V27H104ZM106 28H107V27H106ZM109 28H110V27H109ZM109 28H108V29H109ZM168 28H169V27H168ZM186 28H187L186 30H189L188 27H186ZM195 28H194V29H195ZM197 28H198V27H197ZM222 28H223V27H222ZM240 28H241V27H240ZM46 29H47V28H46ZM60 29H61V28H60ZM77 29H78V28H77ZM111 29H113V28H111ZM127 29H128V28H127ZM166 29H167V28H166ZM192 29H193V27H192ZM201 29H203V28H201ZM215 29H216V28H214V30H215ZM226 29H227V28H226ZM25 30H26V29H25ZM25 30H24V31H25ZM63 30H64V29H63ZM63 30H62V32H63ZM82 30L84 31V29H82ZM96 30H98V32H100L99 29H96ZM174 30H175V29H174ZM196 30H197V29H196ZM196 30H195V31H196ZM220 30H221V29H220ZM231 30H232V29H231ZM51 31H52V30H51ZM54 31H55L54 33H56V30H54ZM68 31H69V30H68ZM70 31H71V30H70ZM111 31H112V30H111ZM150 31H151V32H150ZM154 31H155V30H154ZM215 31H216V30H215ZM227 31H228V29H227ZM243 31H244V30H243ZM243 31H242V32H243ZM30 32H31V31H30ZM58 32H59V31H57V33H58ZM62 32H61V33H62ZM73 32H74V31H73ZM76 32H77V31H76ZM76 32H75V33H76ZM96 32H97V31H96ZM112 32H115V31H112ZM156 32L158 33L159 31H156ZM163 32H164V31H163ZM169 32H170V31H169ZM188 32H189V31H188ZM229 32H230V31H229ZM57 33H56V35H58ZM59 33H60V32H59ZM65 33H66V32H65ZM170 33H171V32H170ZM193 33H194V32H193ZM200 33H201V32H200ZM218 33H219V32H218ZM224 33H225V32H224ZM231 33H232V31H231ZM20 34H21V33H20ZM35 34H36V33H35ZM62 34H63V33H62ZM116 34H117V33H116ZM153 34L155 35L156 33L153 32ZM164 34H165V33H164ZM167 34H168V33H167ZM187 34H188V33H187ZM197 34H198V33H197ZM221 34H222V32H221ZM221 34H220V35H221ZM225 34H226V33H225ZM228 34H229V33H228ZM241 34H242V33H241ZM33 35H34V34H33ZM54 35H55V34H54ZM56 35H55V37H54V36L52 37V38H53L52 41H54V38H56ZM69 35H70V34H69ZM114 35H115V33H114ZM202 35H203V34H202ZM226 35H227V34H226ZM244 35H245V34H244ZM63 36H65V34H64ZM156 36H157V35H156ZM156 36H154V37H155L154 39H157ZM165 36H166V34H165ZM179 36H180V35H179ZM204 36H205V34H204ZM223 36H224V35H223ZM227 36H228V35H227ZM230 36H231V35H230ZM19 37H20V36H19ZM29 37H31V36H29ZM33 37H34V36H33ZM38 37H39V36H38ZM61 37H62V35H61ZM69 37H71V36H69ZM85 37H86V35H85ZM158 37H159V35H158ZM184 37H185V36H184ZM201 37H202V36H201ZM27 38H28V37H27ZM76 38H77V37H76ZM126 38H128V37H126ZM151 38H153V37H151ZM192 38H193V37H192ZM217 38H218V37H217ZM229 38H230V37H228V40H229ZM232 38H233V37H232ZM232 38H231V40H232ZM236 38H237V37H236ZM245 38H247V37H245ZM29 39H31V38H29ZM32 39H33V38H32ZM35 39H36V38H35ZM50 39H51V38H50ZM58 39H59V38H58ZM62 39H63V38H62ZM64 39H65V38H64ZM69 39H70V38H69ZM72 39H73V38H72ZM74 39H75V37H74ZM79 39H80V38H79ZM137 39H138V38H137ZM146 39H147V38H146ZM181 39H182V38H181ZM181 39L179 40V41H180V44H182ZM185 39H186V38H185ZM197 39H198V37H197ZM212 39H213V38H212ZM223 39H224V38H223ZM255 39H256L257 41H264V32L259 33ZM26 40L29 41L28 39H26ZM67 40H68V38H67ZM123 40H124V39H123ZM152 40H153V39H152ZM158 40H159V39H158ZM163 40H165V39H163ZM163 40H162V41H163ZM172 40H173V39H172ZM188 40H189V39H188ZM194 40H195V39H193V40H191V41H194ZM202 40H204V39H202ZM226 40H227V39H226ZM231 40H230V41H231ZM31 41H32V40H30V42H31ZM58 41H62V40H58ZM58 41H57V42H58ZM63 41H64V40H63ZM65 41H66V40H65ZM70 41H71V39H70ZM97 41H98V40H97ZM133 41H134V40H133ZM160 41H161V39H160ZM169 41H170V40H169ZM184 41H185V40H184ZM209 41H210V43H211V40H210V39H209ZM218 41H219V40H218ZM230 41H229V42H230ZM233 41H234V39H233ZM39 42H40V41H39ZM50 42H51V40H50ZM74 42H75V40H74ZM74 42H71V43H73V44L76 45L77 43H74ZM77 42H78V41H77ZM95 42H96V41H95ZM148 42H149V40H148ZM151 42H152V41H151ZM158 42H159V41H158ZM213 42H214V41H213ZM245 42H246V41H245ZM249 42H250V41H249ZM67 43H68V42H67ZM71 43H70V45H73V44H71ZM146 43H147V42H145V44H146ZM152 43H153V42H152ZM152 43H150V44L152 45ZM171 43H172V42H171ZM190 43H191V42H190ZM193 43H194V42H193ZM199 43H200V42H199ZM204 43H205V42H204ZM208 43H209V42H208ZM208 43H206V44H208ZM210 43H209V44H210ZM218 43H219V42H218ZM232 43H233V42H232ZM246 43H247V42H246ZM246 43H245V44H246ZM30 44H31V43H30ZM38 44H39V43H38ZM60 44H61V43H60ZM147 44H149V43H147ZM150 44H149V45H150ZM161 44H162V43H161ZM174 44H175V43H174ZM177 44H178V43H177ZM183 44H184V43H183ZM186 44H187V43H186ZM196 44H198V43H196ZM200 44H201V43H200ZM209 44H208V46H210ZM215 44H216V43H215ZM236 44H237V43H236ZM242 44H243V42H242ZM245 44H244V45H245ZM27 45H29V44H27ZM35 45H36V44H35ZM49 45H50V44H49ZM53 45L56 46L55 43H53ZM53 45H51V47H52ZM75 45H73V46H75ZM140 45H141V44H140ZM143 45H144V44H143ZM162 45H164V43H163ZM171 45H172V44H171ZM219 45H220V43H219ZM223 45H224V44H223ZM227 45H228V44H227ZM233 45H235V44H233ZM238 45H239V44H238ZM238 45H237V46H238ZM46 46H47V44H46ZM55 46H54V48H55ZM62 46H63V43H62ZM80 46H81V45H80ZM80 46H79V47H80ZM91 46H92V44H91ZM115 46H117V45H116V39H115V37H113V38H111V39L109 40V42H108V44H107V47H108L109 50H110V49L114 48ZM131 46H132V45H131ZM172 46H173V45H172ZM174 46H175V45H174ZM176 46H179V45H176ZM211 46H213V45H211ZM216 46H217V45H216ZM230 46H231V43H230ZM242 46H243V45H242ZM245 46H246V45H245ZM248 46H249V45H248ZM260 46H262L261 48L264 49V43H261ZM48 47H49V46H47L46 48H48ZM51 47H49V48H51ZM64 47H65V46H64ZM93 47H94V46H93ZM118 47H119V46H118ZM194 47H195V46H194ZM205 47H206V46H205ZM213 47H215V46H213ZM249 47L254 48V47H252L251 45H250ZM25 48H26V47H25ZM49 48H48V49H49ZM54 48H53V49H54ZM128 48H129V47H128ZM148 48H149V47H148ZM150 48H151V47H150ZM153 48H155V47H153ZM153 48H152V49H153ZM157 48H159V46H157ZM200 48H201V45H200ZM216 48H217V47H216ZM226 48H230V47H226ZM231 48H232V47H231ZM239 48H240V47H239ZM27 49H28V48H27ZM27 49H26V50H27ZM39 49H40V47H39ZM42 49H43V48H42ZM51 49H52V48H51ZM62 49H63V47H62ZM140 49H141V48H140ZM185 49H187V48H185ZM195 49H196V48H195ZM213 49H214V48H213ZM233 49H234V46H233V48H232L231 50H233ZM236 49H237V48H236ZM35 50H36V49H35ZM64 50H66V49H64ZM64 50H63V51H64ZM68 50H69V52L71 51L70 48H69ZM72 50H74V48H73ZM80 50H81V49H78L79 52H78V51H75V52H76V53H77V52L80 53V52H81ZM96 50H97V49H96ZM134 50H135V49H134ZM153 50H154V49H153ZM153 50H152V51H153ZM179 50H180V49H179ZM201 50H202V48H201ZM214 50H215V49H214ZM214 50H213V51H214ZM237 50H238V49H237ZM251 50H252V49H251ZM41 51H42V50H41ZM44 51H45V50H44ZM47 51H48V50H47ZM82 51H83V50H82ZM136 51H139V50H136ZM136 51H135V52H136ZM145 51H146V50H145ZM148 51H149V49H148ZM165 51H166V50H165ZM186 51H187V50H186ZM221 51H222V50H221ZM240 51H241V50H240ZM256 51H257V50H256ZM27 52H28V51H27ZM52 52H53V51H52ZM69 52H68V53H69ZM237 52H238V51H237ZM62 53H63V52H61V50H60L59 53H58V51H57V55H56L57 58H56L55 63H56V66H57V67L60 66V67L62 68V66H64V68H65V67H66V64H67V60H66V58H65V55L63 56L64 53H63V54H62ZM71 53L73 54L72 51H71ZM76 53H75V54H76ZM133 53H134V52H133ZM155 53H156V52H155ZM200 53H201V52H200ZM200 53H199V55H200ZM210 53H212V52H210ZM229 53H230V52H229ZM231 53H232V52H231ZM258 53L261 54L262 52H261V51H257L256 54H258ZM263 53H264V52H263ZM43 54H44V52H43ZM58 54H59V55H58ZM75 54H74V55H75ZM92 54H93V53H92ZM115 54H116V53H115ZM115 54H114V57H116ZM136 54H137V53H136ZM153 54H154V53H153ZM180 54H182V53H180ZM193 54H194V52H193ZM221 54H222V53H221ZM27 55H28V54H27ZM27 55H26V56H27ZM45 55H46V54H45ZM53 55H54V54H53ZM68 55H70V54H68ZM76 55H77V54H76ZM76 55H75V56H76ZM120 55H121V54H120ZM122 55H123V53H122ZM124 55H125V54H124ZM127 55H128V54H127ZM140 55H141V54H140ZM160 55H161V54H160ZM178 55H179V53H178ZM212 55H213V54H212ZM227 55H228V54H227ZM233 55H234V53H233ZM258 55H259V54H258ZM78 56H79V58H80V55H78ZM78 56H77V57H78ZM136 56H139V55H136ZM144 56H145V55H144ZM173 56H174V55H173ZM176 56H177V55H176ZM176 56H175V57H176ZM189 56H190V55H189ZM201 56H202V54H201ZM206 56H208V54H206ZM209 56H210V55H209ZM230 56H231V55H230ZM230 56H228V57H230ZM244 56H245V55H244ZM244 56H243V57H244ZM247 56H248V55H247ZM12 57H13V56H12ZM31 57H32V56H31ZM50 57H51V56H50ZM52 57H53V56H52ZM77 57H76V58H77ZM109 57H110V56H109ZM134 57H135V56H134ZM167 57H169V56H167ZM180 57H181V55H180ZM183 57H184V56H182V59H183ZM221 57H222V56H221ZM221 57H220V58H221ZM249 57H252V58H253V57H254V53H253V52H252V53L250 52ZM257 57H258V56H257ZM260 57H261V56H260ZM29 58H30V56H29ZM69 58H70V57H69ZM110 58H111V57H110ZM117 58H118V57H116V59L114 58L115 61L117 60ZM135 58H136V57H135ZM203 58H204V57H203ZM224 58L226 59V57H224ZM230 58H231V57H230ZM244 58H245V59H248L247 57H244ZM244 58L238 60V61H239V62H238V66H239V67H243V65H244V64H243V61H247V60H245ZM18 59H19V58H18ZM25 59H26V58H25ZM54 59H55V58H54ZM77 59H78V58H77ZM77 59H75V60L73 59L72 61H76ZM93 59H94V58H93ZM120 59H121V58H120ZM120 59H119V60H120ZM127 59H128V58H127ZM132 59H134V58H132ZM132 59H131V60H132ZM145 59H146V58H145ZM165 59H166V58H165ZM195 59H197V61H198V58H197V57H196ZM210 59H211V58H210ZM218 59H219V58H218ZM222 59H223V58H222ZM225 59H224V61H225ZM30 60H32V59H30ZM119 60L117 61L118 63H119ZM128 60H129V59H128ZM131 60H130V61H131ZM139 60H140V59H139ZM171 60H173V59H171ZM178 60H181V59H179V57H178ZM178 60H177V57H176L175 62L178 63V65H179V67H180L181 63H180V61H178ZM199 60H200V58H199ZM212 60H214V59H211V61H212ZM215 60H216V59H215ZM219 60H221V59H219ZM227 60H228V59H227ZM14 61H15V60H14ZM49 61H51V59H50ZM52 61H53V58H52ZM68 61H69V60H68ZM72 61H71V64H70V65H72V63H73ZM90 61H91V60H90ZM94 61H98V62H100V61L98 60V55L96 56V59H95ZM115 61L113 62V64L115 63ZM123 61H124V58H123ZM134 61H135V60H134ZM155 61L157 62V61H159V60H155ZM163 61H164V60H163ZM182 61H183V63H184L185 58H184L183 60H181V62H182ZM231 61H232V60H231ZM260 61H261V60H260ZM69 62H70V61H69ZM78 62H79V61H78ZM128 62H129V61H128ZM128 62H127V63H128ZM164 62H165V61H164ZM173 62H174V61H173ZM213 62H214V61H213ZM222 62H223V61H222ZM222 62H221V64H222ZM228 62H229V61H228ZM228 62H227V63H228ZM13 63H14V62H13ZM17 63H18V62H17ZM26 63H27V62H26ZM39 63H40V62H39ZM46 63H47V62H46ZM92 63H93V61H92ZM123 63H124V62H123ZM125 63H126V62H125ZM134 63H135V62H134ZM138 63H139V62H138ZM161 63H162V62H161ZM166 63H167V62H166ZM176 63H175L174 65H176ZM179 63H180V64H179ZM185 63H186V61H185ZM214 63H215V62H214ZM217 63H218V62H217ZM225 63H226V62H225ZM249 63L252 64V63H255V62L252 61V62H249ZM20 64H21V63H20ZM50 64H51V62H50ZM84 64H85V63H84ZM99 64H103V63H99ZM104 64H105V63H104ZM116 64H117V63H116ZM121 64H122V63H121ZM149 64H150V63H149ZM157 64H158V63H157ZM200 64H201V62H200ZM200 64H198V65H200ZM210 64H211V63H210ZM231 64H232V63H231ZM247 64H248V63H247ZM54 65H55V64H54ZM54 65L52 64V66H54ZM85 65H86V64H85ZM95 65H97L96 62H95ZM184 65H185V64H183V67H184ZM186 65L189 66L188 64H186ZM202 65H203V64H202ZM211 65H213V64H211ZM211 65H209V66H211ZM245 65H246V64H245ZM245 65H244V66H245ZM255 65H256V64H255ZM255 65L252 64V67L254 68ZM8 66H9V65H8ZM10 66H11V65H10ZM10 66H9V67H10ZM75 66H78L77 63L75 64ZM79 66H80V65H79ZM81 66H82V65H81ZM104 66H105V65H104ZM113 66H115V64H114ZM131 66H132V68H133V64H132V63H131ZM131 66L129 67V69L131 68ZM153 66H154V64H153ZM166 66H169V65H166ZM218 66H219V65H218ZM236 66H237V65H236ZM248 66H249V65H248ZM248 66H247V67H248ZM11 67L13 68V66H11ZM28 67H29V66H28ZM54 67H55V66H54ZM86 67H87V66H86ZM96 67H97V66H96ZM122 67H123V65H122ZM142 67H143V66H142ZM146 67H147V66H146ZM183 67H180V68H183ZM198 67H199V66H198ZM203 67H204V66H203ZM206 67H207V66H206ZM206 67H205V68H206ZM219 67H220V66H219ZM219 67H217V68H219ZM239 67H238L239 70L237 69V71H236V72H237V73H236L237 75H239V73H240V69H241V68H239ZM14 68H15V64H14ZM64 68H63V69H64ZM67 68H68V67H67ZM70 68H71V67H70ZM72 68H73V67H72ZM83 68H84V67H83ZM88 68H89V67H88ZM97 68H98V67H97ZM99 68H100V67H99ZM115 68H116V67H115ZM134 68H137V67H134ZM143 68H144V67H143ZM148 68H149V67H148ZM177 68H178V66H176V69H177ZM180 68H179L178 70H180ZM196 68H197V67H196ZM196 68H195V69H196ZM199 68H200V67H199ZM220 68H221V67H220ZM244 68H245V67H244ZM250 68H251V67H250ZM255 68H256V66H255ZM255 68H254V69H255ZM10 69H11V68H10ZM30 69H31V68H30ZM84 69H85V68H84ZM86 69H87V68H86ZM90 69H91V70H90ZM90 69H89V70L92 72V70L95 69V67H92V68H90ZM100 69H101V68H100ZM100 69H99V70H100ZM121 69H122V68H121ZM127 69H128V68H127ZM185 69H186V68H185ZM195 69H193V70L191 69V71H194ZM222 69H223V68H222ZM228 69H230V67H229ZM247 69H248V68H247ZM260 69H263L262 66L259 68L258 71H260ZM53 70H54V69H53ZM58 70H59V69H58ZM60 70H61V69H60ZM60 70H59V71H60ZM68 70H69V69H68ZM77 70H78V69H77ZM89 70L87 69L86 72H88ZM103 70H104V72H105V70H107V69H102L101 71H103ZM110 70L112 71L113 68H110ZM117 70H118V69H117ZM131 70H132V69H131ZM165 70H166V69H165ZM165 70H164V71H165ZM181 70H182V69H181ZM181 70H180V72H181ZM183 70H184V69H183ZM198 70H199V69H197V71H198ZM206 70H207V69H206ZM244 70H245V69H244ZM11 71H12V70H11ZM26 71H27V70H26ZM55 71H56V69H55ZM63 71H65V70H63ZM70 71H71V70H70ZM75 71H76V70H75ZM79 71H80V70H79ZM79 71H78V72H79ZM94 71H95V70H94ZM94 71H93V72H94ZM97 71H98V69H97ZM101 71H100V73H101ZM137 71H138V70H137ZM189 71H190V70H189ZM189 71H188V72H189ZM195 71H196V70H195ZM219 71L221 72L222 70L219 69ZM223 71H224V70H223ZM226 71H227V69H226ZM247 71H248V70H247ZM258 71H257V72H258ZM14 72H16V71L14 70ZM17 72H18V71H17ZM17 72H16V73H17ZM49 72H50V71H48V73H49ZM57 72H58V71H56V73H57ZM68 72H69V71H68ZM68 72H67V73H68ZM72 72H73V70H72ZM106 72H107V71H106ZM113 72H114V71H113ZM115 72H116V71H115ZM151 72H152V71H151ZM162 72H163V71H162ZM162 72H161V73H162ZM165 72H166V71H165ZM176 72L178 73V76H179V75H180V72H178V71H176ZM184 72H187V70L184 71ZM188 72H187V74H188ZM203 72H204V71H203ZM206 72H209V70L206 71ZM216 72H217V71H216ZM220 72H218V73H220ZM229 72H230V70H229ZM33 73H34V72H33ZM36 73H37V72H36ZM63 73H64V72H63ZM76 73H77V72H76ZM82 73H83V72H82ZM116 73H117V72H116ZM124 73H125V72H124ZM140 73H141V72H140ZM147 73H148V71H144V74H143V75H145V74H147ZM167 73H168V71H167ZM169 73H170V72H169ZM172 73H173V75L175 74L174 72H172ZM196 73H197V72H196ZM224 73H225V72H224ZM227 73H228V72H227ZM243 73H244V71H243ZM245 73H246V72H245ZM247 73H248V72H247ZM252 73H253V72H252ZM255 73H256V72H255ZM263 73H264V72H263ZM50 74H51V73H50ZM70 74H72V73H70ZM73 74H74V73H73ZM79 74H80V73H79ZM90 74H91V73H90ZM97 74H98V73H97ZM101 74H105V73L102 72ZM101 74H98L97 77H98L99 79H101V81H103V84H104V81H108V80L104 79L105 77L103 78V77L101 76ZM129 74H130V73H129ZM132 74H133V72H132ZM153 74H154V73H153ZM182 74H183V73H182ZM187 74L185 73V76H187ZM193 74H194V72H193ZM193 74H192V75H193ZM220 74H221V73H220ZM230 74H232V73H230ZM236 74H234V75H236ZM253 74H254V73H253ZM259 74H261V72H259ZM31 75H32V72H31ZM91 75H92V74H91ZM106 75H108V74H106ZM106 75H103V76H106ZM119 75H120V74H119ZM148 75H149V73H148ZM148 75H147V76H148ZM171 75H172V74H171ZM192 75H190V77H191ZM198 75H199V74H198ZM261 75H263L262 77L264 78V74H261ZM55 76H56V75H55ZM59 76H60V75H59ZM69 76H70V75H69ZM81 76H82V75H81ZM83 76H84V75H83ZM113 76H115V74H113ZM123 76H124V75H123ZM136 76H137V75H136ZM140 76H142V75H140ZM155 76H156V75H155ZM182 76H183V75H182ZM207 76H208V75H207ZM207 76H206V77H207ZM209 76H210V74H209ZM215 76H216V75H215ZM258 76H259V75H258ZM13 77H14V76H13ZM16 77H17V76H16ZM51 77H52V76H51ZM75 77H76V80H77V78L80 80V76H79V77L75 76ZM85 77H86V76H85ZM92 77H93V75H92ZM94 77H95V76H94ZM106 77L108 78V76H106ZM118 77H119V76L116 75L115 78L117 79ZM130 77H132V76H130ZM173 77H174V76H173ZM175 77H176V75H175ZM227 77H228V76H227ZM227 77H226V78H227ZM246 77H247V75H246V76H245V75L243 76V75L240 74V80H239V82H240V83H243V86H244V84H245V81H244V80L247 79ZM250 77H251V76H250ZM22 78H23V77H22ZM59 78H60V77H59ZM72 78H73V76H72ZM81 78L83 79L84 77H81ZM90 78H91V77H89V79H90ZM115 78H114V80H115ZM120 78H121V77H120ZM123 78H125V77H123ZM123 78H121L120 81H122ZM142 78H143V77H142ZM142 78H141V80H142ZM144 78H145V77H144ZM150 78H151V77H150ZM160 78H161V77H160ZM180 78H181V77H180ZM191 78L193 79V77H191ZM195 78H196V77H195ZM197 78H198V77H197ZM263 78H261V81H262ZM54 79H55V78H54ZM84 79H85V78H84ZM91 79H92V78H91ZM91 79H90V80H91ZM108 79H109V78H108ZM125 79H126V78H125ZM125 79H124V80H125ZM127 79H128V78H127ZM127 79H126L125 81H127ZM139 79H140V78H139ZM145 79H146V78H145ZM163 79H164V78H163ZM181 79H183V78H181ZM253 79H254V77H253ZM259 79H260V78H259ZM13 80H14V79H13ZM59 80H60V79H59ZM90 80H89V81H90ZM92 80H93V79H92ZM96 80H97V79H96ZM110 80H111V75H110ZM110 80H109V81H110ZM143 80H144V79H143ZM155 80H156V78H155ZM164 80H165V79H164ZM177 80H178V79H177ZM179 80H180V79H179ZM179 80H178L177 83H179ZM183 80H184V79H183ZM183 80H182V81H183ZM194 80H195V79H194ZM196 80H197V79H196ZM203 80H204V79H203ZM251 80H252V79H251ZM254 80H256V79H254ZM18 81H20V80H18ZM116 81H117V80H116ZM129 81H130V80H129ZM137 81H139V80H137ZM158 81H159V80H158ZM167 81H168V80H167ZM173 81H176V80H173ZM198 81H199V80H198ZM198 81H197V82H198ZM20 82H21V81H20ZM20 82H19V83H20ZM47 82H48V80H47ZM51 82H52V79H51ZM54 82H55V81H54ZM70 82H71V81H70ZM87 82H88V81H87ZM112 82H113V81H112ZM154 82H155V81H154ZM156 82H157V80H156ZM197 82H195L194 84H196ZM223 82H224V81H223ZM225 82H226V81H225ZM225 82H224V83H225ZM257 82H258V81H257ZM263 82H264V81H263ZM263 82H262V83H263ZM16 83H18V82H16ZM66 83H67V82H66ZM83 83H84V82H83ZM106 83H107V82H106ZM125 83H126V82H125ZM129 83L131 84V82H129ZM145 83H147V84H148V87H150V86H149V85H150L149 82H147V81L144 82V85H147V84H145ZM160 83H161V82H160ZM164 83H165V82H164ZM164 83H163V85H164L163 88H166V84H164ZM169 83H170V82H169ZM177 83H175V85H177ZM180 83H181V84H180L179 86H182V85L184 86V82H183V84H182V82L180 81ZM189 83H190V82H189ZM199 83H201V82H199ZM205 83H206V82H205ZM212 83H215V84H216V81H215V82H212ZM236 83H237V82H236ZM249 83H250V82H249ZM252 83H253V82H252ZM252 83H251V85H253ZM63 84H64V83H63ZM68 84H69V83H68ZM68 84H67V85H68ZM80 84H81V83H80ZM85 84H86V83H85ZM90 84H91V83H90ZM117 84H119V83H117ZM142 84H143V83H142ZM167 84H168V82H167ZM186 84H187V83H185V86H184V87H186ZM256 84H257V83H256ZM56 85H58V84L56 83ZM88 85H89V84H88ZM107 85H108V84H107ZM125 85H126V84H125ZM125 85H124V86H125ZM144 85H143L142 89L145 88ZM153 85H154V87H156L154 83H153ZM153 85H152V87H153ZM159 85H161V84H159ZM168 85L170 86V88H173V87H171L172 85H170V84H168ZM168 85H167V86H168ZM192 85H193V84H192ZM213 85H214V84H213ZM213 85H211V86H213ZM238 85H239V84H238ZM249 85H250V84H249ZM249 85H248V86H249ZM258 85H259V84H258ZM263 85H264V84H263ZM17 86H18V84H17ZM46 86H47V85H46ZM46 86H45V87H46ZM74 86H75V85H74ZM80 86H82V85H80ZM94 86H96V85H94ZM111 86H113V85L111 84ZM169 86H168V88H169ZM173 86H174V85H173ZM179 86H177V87H179ZM187 86H188V85H187ZM193 86H194V85H193ZM214 86H215V85H214ZM225 86H227V85H225ZM225 86H224V87H225ZM235 86H236V85H235ZM254 86H257V85L254 84ZM21 87H22V86H21ZM49 87H51V86L49 85ZM72 87H73V86H72ZM83 87L85 88V86H83ZM100 87H101V86H100ZM128 87L130 88V85H128ZM132 87H133V86H132ZM148 87H146V88H148ZM159 87H160V86H159ZM174 87H175V86H174ZM190 87H192V86H190ZM195 87H196V85H195ZM195 87H194V88H195ZM205 87H206V86H205ZM220 87H221V86H220ZM224 87H223V88H224ZM249 87H250V86H249ZM251 87H252V86H251ZM54 88H55V87H54ZM81 88H82V87H81ZM94 88H95V87H94ZM101 88H103V87H101ZM119 88H120V87H119ZM125 88H127V86H126ZM187 88H188V87H187ZM199 88H200V87H199ZM206 88H207V87H206ZM206 88H205V90H206ZM210 88H212V87H210ZM237 88H240V86H239V87L237 86ZM243 88L246 89V88H247V84H245V87H243ZM50 89H51V88H50ZM91 89H92V88H91ZM95 89H98V88H95ZM107 89H109V87H108ZM132 89H133V88H132ZM148 89H149V88H148ZM148 89H147V90H148ZM166 89H167V88H166ZM179 89H180V88H179ZM208 89H209V87H208ZM244 89H243V90H244ZM263 89H264V87H263ZM51 90H52V89H51ZM92 90H93V89H92ZM102 90H103V89H102ZM110 90H111V89H110ZM113 90H114L115 92H116V91H119V90L116 89V88H114ZM113 90H112V91H113ZM120 90H121V89H120ZM135 90H136V89H135ZM152 90H153V88H152ZM180 90H182V89H180ZM183 90H184V89H183ZM186 90H187V89H186ZM191 90H192V88H191ZM205 90H204V91H205ZM212 90H214V88H213ZM225 90H226V92H227V89H225ZM251 90H252V89H251ZM260 90H262V89H260ZM260 90H259V94H260ZM61 91H62V89H61ZM69 91H70V90H69ZM96 91H97V93H98L99 90H95V92H96ZM121 91H123V89H122ZM121 91H120V92H121ZM161 91H162V90H161ZM161 91H160V93H161ZM172 91L175 92V88H174V90H172ZM176 91H177V90H176ZM193 91H195V90H193ZM231 91H232V90H231ZM231 91L229 90L230 94H231ZM236 91L238 92V89H236ZM240 91H241V90H240ZM62 92H63V91H62ZM95 92H93V93H95ZM125 92H126V91H125ZM148 92H149V91H148ZM166 92H167V93H170L169 95H171V92H168V91H166ZM197 92H198V91H197ZM200 92H201V91H200ZM221 92H222V91H221ZM224 92H225V91H224ZM224 92H223V94H224ZM229 92H228V93H229ZM234 92H235V91H234ZM247 92H248V91H246V95H245L246 97L248 96V95H247ZM255 92H256V91H255ZM261 92H262V91H261ZM32 93H33V92H32ZM77 93H78V92H77ZM93 93H92V94H93ZM100 93H101V92H100ZM100 93H99V94H100ZM108 93H109V90H108L107 94H108ZM133 93H134V92H133ZM140 93H141V91H140ZM152 93H153V95H154V90H153V92H152V91L150 92V94H152ZM157 93H158V92H157ZM179 93H180V92H179ZM202 93H204V92H202ZM60 94H61V92H58V91H57V92H54V94H51V95H53V102L49 101L50 103H49V105H48V108H46V109H47V117H48V118H51V119H52L54 116L57 115L58 106H59V104H60L61 101H62V98H61V95H60ZM62 94H63V93H62ZM69 94H70V93H69ZM69 94H68V95H69ZM85 94H86V93H85ZM85 94H83V95H85ZM102 94H103V93H102ZM107 94H105V95H107ZM110 94H111V93H110ZM110 94H109V95H110ZM119 94H120V93H119ZM141 94H144V93H141ZM175 94H176V93H175ZM175 94H174V96H175ZM177 94H178V92H177ZM177 94H176V95H177ZM186 94H187V93H186ZM186 94H185V95H186ZM190 94H192V93H190ZM193 94H194V93H193ZM193 94H192V95H193ZM206 94H207V93H206ZM209 94L211 95V93H209ZM220 94H221V93H220ZM232 94H233V93H232ZM238 94H239V93H238ZM238 94H236V96H237ZM240 94H242V93H240ZM248 94H249V93H248ZM263 94H264V93L262 92L261 95H263ZM31 95H32V94H31ZM46 95H47V94H46ZM73 95H75V94H73ZM77 95H78V94H77ZM94 95H96V94H94ZM94 95H93V96H94ZM100 95H101V94H100ZM103 95H104V94H103ZM112 95H113V93L111 94V96H112ZM124 95H125V94H124ZM136 95H137V94H136ZM148 95H149V93L147 94V97H149ZM153 95H151V96H152V98H151L152 100L154 99L153 97H154L155 95H156L155 97H157V99L159 98V97H158L159 94L157 95L156 92H155V95H154V96H153ZM167 95H168V94H167ZM178 95H179V94H178ZM182 95H183V94H182ZM185 95H184V97H185ZM212 95H213V94H212ZM221 95H222V94H221ZM243 95H244V94H243ZM249 95H251V94H249ZM48 96H49V94H48ZM89 96L91 97V95H89ZM97 96H98V95H97ZM188 96H189V95H188ZM213 96H214V95H213ZM224 96H225V95H224ZM230 96H231V95H230ZM259 96H260V95H259ZM263 96H264V95H263ZM45 97H46V96H45ZM80 97H81V96H80ZM99 97H100V96H99ZM103 97H104V96H103ZM115 97H116V96H115ZM143 97H144V96H143ZM160 97H161V95H160ZM172 97H173V95H172ZM175 97H176V96H175ZM195 97H196V96H195ZM220 97H221V96H220ZM246 97H245V98H246ZM249 97H250V96H249ZM47 98H49V97H47ZM76 98H77V97H75V99H76ZM106 98H107V97H106ZM134 98H135L136 100H138L136 97H134ZM144 98H145V97H144ZM170 98H171V97H170ZM178 98H179V97H178ZM180 98H181V97H180ZM187 98H190V97H186V100H187ZM192 98H193V96H192ZM245 98H244V100H245ZM261 98H262V96H261ZM261 98H260V99H261ZM51 99H52V98H51ZM65 99H66V98L64 97V100H65ZM90 99H91V98H90ZM92 99H94V98H92ZM92 99H91V100H92ZM112 99H114V98L112 97L111 100H112ZM116 99H117V98H116ZM116 99H114V101H116ZM123 99H124V98H123ZM151 99H150V100H151ZM165 99H166V98H165ZM165 99H164V100H165ZM171 99H172V101H174L173 98H171ZM194 99H195V98H194ZM216 99H217V98H216ZM219 99H220V98H219ZM223 99H224V98H223ZM241 99H242V98H241ZM262 99H263V98H262ZM262 99H261V101H262ZM66 100H67V99H66ZM84 100H86V99H84ZM104 100H105V99H104ZM111 100H110V101H111ZM121 100H122V99H121ZM132 100H133V98H132ZM148 100H149V99H148ZM150 100H149V101H150ZM152 100H151V102H152ZM158 100H159V99H158ZM175 100H176V99H175ZM180 100L183 101L184 99L181 98ZM208 100H209L208 102H211V101H210V98H209ZM217 100H218V99H217ZM224 100H225V99H224ZM229 100H232V96H231V99H229ZM247 100H248V99H247ZM247 100H245V101L247 102V105H249V107L251 108V105H250V104H252V103H248ZM251 100H254V99H251ZM47 101H48V100H47ZM47 101H46V102H47ZM67 101H68V100H67ZM126 101H127V100H126ZM143 101H144V99H143ZM155 101H156V100H155ZM165 101H166V100H165ZM165 101H164V102H165ZM187 101H188V100H187ZM187 101H186V102H187ZM192 101H193V100H192ZM197 101H198V100H197ZM205 101H206V98L204 99L203 102L201 101V103H205ZM218 101H219V100H218ZM242 101H243V100H242ZM259 101H260V100H259ZM65 102H66V101H65ZM68 102H69V101H68ZM81 102H82V100H81ZM88 102H89V101H88ZM118 102H119V101H118ZM134 102H135V101H134ZM136 102H137V101H136ZM174 102L176 103L177 101H174ZM186 102H183V104L185 105ZM208 102H207V103H208ZM215 102H216V101H215ZM231 102H232V101H231ZM236 102H237V101H236ZM238 102H240V101H238ZM238 102H237V103H238ZM249 102H250V101H249ZM86 103H87V102H86ZM89 103H90V102H89ZM89 103H88V104H89ZM157 103L160 104L161 101H160V102L157 101ZM175 103H174V104H175ZM187 103H188V102H187ZM190 103H191V102H190ZM192 103H193V102H192ZM192 103H191L190 105H192ZM217 103L219 104V102H217ZM220 103H221V102H220ZM223 103H224V102H223ZM256 103H257V101L254 102V104H256ZM114 104H116V103L113 102V105H114ZM121 104H122V103H121ZM131 104H132V103H131ZM131 104H130V105H131ZM149 104H150V103H149ZM161 104H162V103H161ZM170 104H171V106H172V103H170ZM177 104H178V103H177ZM180 104H181V102H180ZM197 104H198V103H197ZM241 104H242V103H240V106H239V107H241ZM244 104H246V103H244ZM259 104H260V103H259ZM76 105H77V103L75 104V106H76ZM82 105H83L82 107H84V104H82ZM89 105H90V104H89ZM113 105L110 104V106H113ZM145 105H146V103H145ZM147 105H148V104H147ZM156 105H157V104H156ZM186 105H187V104H186ZM188 105H189V104H188ZM190 105H189V108H191ZM219 105H220V104H219ZM219 105H217V106H219ZM236 105H237V107H238L239 104H236ZM257 105H258V104H257ZM20 106H22V105H20ZM60 106H62V105H60ZM64 106H65V105H64ZM71 106L73 107V106H74V103H73V105H71ZM95 106H96L98 109L101 108V107H100V103H99V99H98L97 97H95ZM143 106H144V105H143ZM200 106H201V105H199V107H200ZM203 106H204V105H203ZM203 106H201V107H203ZM208 106H210V105H208ZM252 106H253V105H252ZM7 107H8V105H7ZM7 107H6V108H7ZM67 107H68V106H67ZM77 107H78V105H77ZM89 107H91V106H89ZM93 107H94V102H93ZM118 107H120V106H118ZM131 107H132V105H131ZM146 107H147V106H146ZM157 107H160V105H159V106L157 105ZM164 107H165V106H164ZM186 107H187V106H185L184 108L186 109ZM193 107H194V106H193ZM239 107H238V108H239ZM246 107H247V106H246ZM249 107H248V108H249ZM75 108H76V107H75ZM87 108H88V107H87ZM114 108H115V107H114ZM116 108H117V107H116ZM125 108H126V107H125ZM140 108H141V107H140ZM140 108H139V109H140ZM147 108H149V107H147ZM170 108H171V107H170ZM174 108H176V107H174ZM187 108H188V107H187ZM196 108H197V106H196ZM207 108H208V107H207ZM216 108L218 109V107H216ZM216 108H215V109H216ZM224 108H225V107H224ZM248 108H247V109H248ZM254 108H255V106H254ZM19 109L21 110V108H19ZM59 109H60V108H59ZM72 109H73V108H72ZM82 109L84 110L85 108H82ZM111 109H113V108L111 107ZM130 109H132V111H133V108H130ZM135 109H136V108H135ZM135 109H134V110H135ZM143 109L146 110L145 108H143ZM167 109H168V108H167ZM171 109H173V107H172ZM177 109H178V108H177ZM202 109L204 110V108H202ZM208 109H209V108H208ZM210 109H213V108H210ZM221 109H222V108H221ZM256 109H258V108H256ZM260 109H261V107H260ZM4 110H5V109H4ZM22 110H23V109H22ZM28 110H29V109H28ZM60 110H61V109H60ZM67 110H71V109H70V108H69V109L67 108L66 111H67ZM104 110H105V109H104ZM115 110H116V109H115ZM157 110H158V108H157ZM159 110H160V109H159ZM222 110L224 111V109H222ZM233 110H234V108H233ZM235 110H236V107H235ZM252 110H253V109H252ZM43 111H44V110H43ZM73 111H74V109H73ZM87 111H88V110H87ZM90 111H91V110H90ZM94 111H95V109H94ZM101 111H102V110H101ZM151 111L153 112V110H151ZM182 111H183V109H182ZM186 111H187V110H186ZM186 111H185V113H184V116L187 115L188 113L190 114V112H186ZM206 111H207V110H206ZM206 111H205V112H206ZM209 111H210V110H209ZM209 111H208V112H209ZM218 111H221V110H218ZM223 111H221L222 113L220 112L221 114H219V112H218V114H219L220 117H222L223 115L227 114V112H226L225 114H223V113H224ZM237 111H241V110H237ZM249 111H250V110H249ZM255 111H256V110H255ZM257 111H258V110H257ZM20 112H21V111H19V113H20ZM76 112H77V111H76ZM96 112H97V111H96ZM111 112H113V111L111 110ZM111 112H109V113L111 114ZM136 112H137V111H136ZM136 112H135V113H136ZM138 112L141 113V114H142V113L144 114L145 111H144V112L138 111ZM157 112H158V111H157ZM171 112H173V111L171 110ZM177 112H178V111H177ZM180 112H181V111H180ZM205 112H204V113H205ZM214 112H215V111H214ZM242 112H243V111H242ZM247 112H248V111L246 110V113H247ZM250 112H252V111H250ZM74 113H75V112H74ZM89 113H90V112H89ZM89 113H88V114H89ZM94 113H95V112H94ZM114 113H115V112H114ZM125 113H126V112H125ZM129 113H130V112H129ZM145 113H147V111H146ZM160 113H161V112L159 111V113L156 114V118L154 119L155 122H154V125H153L152 127H154L155 125H157L156 127H158V123H160V117H159V116L157 117V115H160ZM167 113H169V112H167ZM173 113H175V111H174ZM197 113H198V112H197ZM234 113H235V112H234ZM246 113L244 112V114H246ZM257 113H259V112H257ZM59 114H60V113H59ZM61 114H62V113H61ZM61 114H60V116H62ZM64 114H65V113H64ZM69 114H70V112H69ZM71 114H72V111H71ZM76 114H79V112L76 113ZM90 114H91V113H90ZM102 114H103V113H100V114H99V116H98L99 118H98L97 120H99L100 125H102V124L104 125V124H105V125L103 126V128H104L103 131H104V132L102 131L100 134H101V135L104 134V137L106 136V137H105V139H106L107 136L110 135V134H109V130H112V129H108L107 127L110 125V127L113 128V126H112L113 123L110 122L109 120H107V121L105 122V119H107V118H105V116L102 115ZM105 114H108V113L106 112ZM120 114H121V113H120ZM123 114H124V113H123ZM133 114H134V112L131 114V116H132ZM169 114H170V113H169ZM169 114H168V115H169ZM182 114H183V113H182ZM194 114H195V113H194ZM198 114H199V113H198ZM200 114H201V113H200ZM205 114H206V113H205ZM209 114H210V113H208V115H209ZM212 114H213V113H212ZM215 114H217V113H215ZM222 114H223V115H222ZM235 114H236V113H235ZM237 114H239V112H237ZM237 114H236V116L238 117ZM93 115H94V114H93ZM111 115H112V114H111ZM111 115H110V116H111ZM144 115H146V114H144ZM144 115H143V117H144ZM149 115H150V114L147 113V116H149ZM153 115L155 116V112L153 113ZM161 115H162V113H161ZM163 115H164V113H163ZM166 115H167V114H166ZM175 115H177V114H175ZM175 115L172 116V114H171V118L173 117V119H172L171 122H173V120H174V122L172 123V124L174 125V126H172L173 128L171 127V131H169V132H167L166 134H164V137L166 138V140H165V141H166V146H165L164 151L167 153V156L170 155V157H171V155H172L171 152H172V150H173L172 144H173V140H175L174 138H177V137L179 136V133L182 132V129H183V128H184L183 131H185V129H186L185 127L180 128V130L177 128V129L179 130V132H178V130H175V129H174V128L177 126L175 120L178 118V117L175 116ZM190 115H192V114H190ZM201 115H202V114H201ZM213 115H214V114H213ZM240 115H241V114H240ZM257 115H258V114H257ZM5 116H6V115H5ZM60 116H59V117H60ZM82 116H83V115H82ZM88 116H89V115H88ZM94 116H95V115H94ZM107 116H108V115H107ZM113 116H114V115H112L111 119H114ZM118 116H119V115H118ZM118 116H116V117H118ZM129 116H130V115H128L127 113L125 114V116L123 117V124H124L127 120H129ZM131 116H130V120H131V122H132V117H131ZM139 116H140V114H139ZM139 116H138V117H139ZM147 116H146V117H147ZM150 116H151V115H150ZM150 116H149V117H150ZM164 116H165V115H164ZM196 116L198 117V115H196ZM196 116H195V117H196ZM219 116H218V117H219ZM229 116H230V114H229ZM229 116H228V117H229ZM243 116L245 117V115H243ZM248 116H250L249 113H248ZM255 116H256V115H255ZM261 116H263V114H262ZM59 117H57V118H59ZM75 117H76V116H75ZM141 117H142V115H141ZM151 117H152V116H151ZM167 117L169 118V116H167ZM174 117H175V118H174ZM186 117H187V116H185L184 118H186ZM188 117H190V116H188ZM195 117L193 116V118H195ZM199 117H200V116H199ZM204 117H205V116H204ZM209 117H210V116H209ZM214 117H215V116H214ZM220 117H219V118H220ZM223 117H224V116H223ZM228 117H227V118H228ZM237 117H236V118H237ZM239 117H240V116H239ZM244 117H243V118H244ZM246 117H247V115H246ZM253 117H254V113H253ZM253 117H252V119H253ZM258 117H259V116H258ZM71 118H73V117H71ZM81 118H82V117H81ZM92 118H93V117H92ZM104 118H105V119H104ZM108 118H109V117H108ZM118 118H119V117H118ZM136 118H137V117H136ZM191 118H192V116H191ZM193 118H192V119H193ZM212 118H213V117H212ZM227 118H226V119H227ZM240 118H242V117H240ZM261 118H262V117H261ZM41 119H42V118H41ZM55 119H56V118H55ZM60 119H61V118H60ZM63 119H64V118H63ZM68 119H69V118H68ZM73 119H74V118H73ZM88 119H89V118H88ZM111 119H110V120H111ZM139 119H140V117H139ZM142 119H143V118H142ZM148 119H149V118H148ZM161 119H162V118H161ZM195 119H196V118H195ZM202 119H203V118H202ZM208 119H210V118H208ZM208 119H207V121H210V120H208ZM215 119L218 120L217 117H216ZM248 119H249V118H248ZM248 119H246V120H248ZM250 119H251V118H250ZM258 119H259V118H257V120H258ZM263 119H264V118H263ZM17 120H18V118H17ZM42 120H43V119H42ZM42 120H40V121H42ZM56 120H57V119H56ZM76 120H77V119H76ZM76 120H75V121H76ZM97 120H95L94 122H96ZM151 120H152V119H151ZM179 120H181V119L179 118ZM193 120H194V119H193ZM216 120H215V122H218V123H219V121H220V124L223 125V124H222V123H223V120H222V119H220V120H218V121H216ZM221 120H222V121H221ZM235 120H236V119H235ZM235 120H234V123H235ZM243 120H244V119H243ZM243 120H241V121H243ZM257 120H256V122H257ZM260 120H261V119H260ZM58 121H60V120H58ZM87 121H88V120H87ZM111 121H112V120H111ZM113 121H115V119H114ZM149 121H150V120H149ZM163 121H164V120H163ZM165 121H166V120H165ZM168 121L170 122V119H169ZM183 121H184V120H183ZM188 121H189V120H188ZM190 121H192V120H190ZM199 121H200V120H199ZM201 121H202V120H201ZM238 121H239V120H238ZM254 121H255V119H253V125H255V124H254ZM20 122H21V121H20ZM43 122L45 123L44 120H43ZM62 122H63V121L61 120V124H60L61 127H60V128L63 129V130H65V128H63L64 126L62 127V125L64 124V123L62 124ZM94 122L92 121V123H94ZM99 122H98V123H99ZM142 122H146V121H142ZM142 122H141V123H142ZM147 122H148V121H147ZM177 122H178V120H177ZM186 122H187V121H186ZM195 122H196V121H194V123H195ZM205 122H206V118H205ZM205 122L203 121V124H204ZM213 122H214V120H213ZM215 122H214V123H215ZM239 122H240V121H239ZM249 122H251V121H249ZM256 122H255V123H256ZM260 122H261V121H260ZM260 122H259V123H260ZM263 122H264V121H263ZM55 123H56V122H55ZM65 123H66V122H65ZM87 123H88V122H87ZM101 123H102V124H101ZM129 123H130V122H129ZM139 123H140V121H139ZM139 123L137 122V124H136V120H133V124H132V126L130 127V132H131V134H130V137H129L128 139H131V138H132L133 140H136V142H138V141L140 142V140L143 138V135H144L143 130H144V128H142V126H141V125H143V124L139 125ZM156 123H157V124H156ZM163 123H164V122H163ZM188 123H189V126H190V125L192 126L193 121H192V124H190V122H187L186 124L188 125ZM199 123H201V122H199ZM208 123H209V122H208ZM218 123H215V124L217 125V126L215 125L216 127H220V126H218V125H219ZM240 123H241V122H240ZM244 123H245L246 125H248V124L246 123V121H244ZM251 123H252V122H251ZM251 123H250L249 125H251ZM259 123H258V124H259ZM69 124H70V123H69ZM69 124H68V125H69ZM74 124H76V123H74ZM79 124H81V122H80ZM94 124H95V123H94ZM161 124H162V123H161ZM161 124H160V125H161ZM168 124H169V123H168ZM177 124H178V123H177ZM186 124H184V125H186ZM196 124H197V123H196ZM203 124H200V125L202 126V128H203ZM205 124H206V123H205ZM209 124H210V123H209ZM224 124H225V122H224ZM232 124H233V123H232ZM245 124H244V125H245ZM258 124H257V126H258ZM263 124H264V123H263ZM49 125H50V124H49ZM56 125H58V124H56ZM71 125H72V124H71ZM71 125H70V126H71ZM87 125H88V124H87ZM87 125H86V126H87ZM144 125H145V124H144ZM146 125H147V124H146ZM146 125H145V127H146ZM148 125H149V124H148ZM151 125H152V124H151ZM162 125H163V124H162ZM170 125H171V124H170ZM179 125L181 126V123H180ZM193 125H194V124H193ZM210 125H211V124H210ZM238 125H239V123H238ZM253 125H252V126H253ZM2 126H3V125H2ZM41 126H42V125H41ZM53 126H54V125H53ZM66 126H67V124H66ZM88 126H89V125H88ZM96 126H97V125H96ZM165 126H166V125H165ZM167 126H169V125H167ZM182 126H183V124H182ZM197 126H199V125L197 124ZM215 126H207V127L210 128V127H215ZM225 126H226V125H225ZM227 126H228V122H227ZM234 126H236V124H235ZM241 126H242V125H240V127H241ZM252 126H251V127H252ZM257 126H255V127H257ZM39 127H40V126H39ZM81 127H82V126H81ZM101 127H102V126H101ZM159 127H160V131H161V126H159ZM186 127H187V129L192 128V127L188 128V126H186ZM204 127H205V126H204ZM223 127H224V126H222V128H223ZM246 127H247V126H246ZM251 127H250V128H251ZM258 127H259V126H258ZM258 127H257V131H258ZM35 128H36V127H35ZM41 128H42V127H41ZM43 128L45 129L46 127H43ZM50 128H51V127H50ZM58 128H59V127H58ZM67 128H68V126H67ZM72 128H73V127H72ZM74 128H75V129H74L75 132H77V131L80 132L78 127L76 128V126H75ZM89 128H91V126L88 127L87 131L89 130ZM147 128H148V126H147ZM163 128H164V126H163ZM194 128H195V125H194ZM202 128H201L200 130H202ZM236 128H238V127H236ZM241 128H243V127H241ZM44 129H43V130H44ZM51 129H52V128H51ZM54 129H55V128H54ZM56 129H57V128H56ZM56 129H55V130H56ZM76 129H78V130H76ZM92 129L94 130V128H92ZM127 129H128V128H127ZM148 129H149V128H148ZM153 129H154V128H153ZM155 129H156V128H155ZM155 129H154V131H153V130L149 131V133L145 131L147 134L144 135V136H147V135L150 136V137L152 136V137H153V138H151L152 140H153L155 137H158V136H157V133H156V135H155V133H154L155 131L158 130V128H157L156 130H155ZM165 129H167V128H165ZM196 129H197V127H196ZM196 129H195V130H196ZM203 129H204V128H203ZM206 129H208V128H206ZM211 129H214V128H210V130H211ZM216 129H217V128H216ZM223 129H224V128H223ZM232 129H233V128H232ZM248 129H249V128H248ZM253 129H254V128L252 127V130H253ZM2 130H3V129H2ZM30 130H31V129H30ZM30 130H29V131H30ZM58 130H59V129H58ZM58 130H56V131H58ZM71 130H72V129H71ZM74 130H73V132H74ZM81 130H82V129H81ZM85 130H86V129L82 130L81 133H83ZM98 130H99V129H98ZM101 130H102V129H101ZM146 130H147V129H146ZM168 130H169V129H168ZM200 130H199V132H200ZM204 130H205V129H204ZM236 130H237V129H236ZM242 130H243V129H242ZM252 130H251V131H252ZM29 131H28V132H29ZM59 131H60V130H59ZM89 131H90V130H89ZM89 131H88V132H89ZM96 131H97V130L95 129V132H96ZM147 131H148V130H147ZM158 131H159V130H158ZM164 131H165V130H164ZM190 131H192V130H189V132H190ZM205 131H207V130H205ZM213 131H214V130H213ZM215 131H216V130H215ZM220 131H221V130H220ZM244 131H245V130H243V132H244ZM21 132H22V131H21ZM23 132H24V131H23ZM45 132H46V130H45ZM52 132H53V131H52ZM60 132H61V133H56L55 136H56V137L61 136L62 133H63L64 131H63V132L60 131ZM70 132H71V131H70ZM111 132H114V131H111ZM126 132H127V131H126ZM128 132H129V131H128ZM189 132H185L184 134H188V135H190ZM203 132H204V131H202V134L199 135L200 137H201V135H203ZM218 132H219V131H218ZM234 132H235V131H234ZM253 132H254V131H253ZM255 132H256V128H255ZM33 133H34V132H33ZM38 133H39V132H38ZM48 133H49V130H48ZM53 133H54V132H53ZM90 133H92V132H90ZM114 133H115V132H114ZM116 133H117V131H116ZM161 133H162V132H161ZM161 133H160V135H161ZM192 133H193V131H192ZM194 133H195V132H194ZM197 133H198V132H197ZM207 133H209V132H207ZM207 133H205V135H207ZM215 133H216V135H218L217 132H215ZM223 133L226 134L225 131H224ZM251 133H252V132H251ZM257 133H258L259 135H260V134L264 135L263 131H262V133H259V132H257ZM11 134H12V133H11ZM49 134H50V133H49ZM64 134H65V133H64ZM85 134H86V133H85ZM96 134H97V133H96ZM182 134H183V133H182ZM198 134H199V133H198ZM198 134H195V135H198ZM227 134H228V133H227ZM227 134H226V136H227ZM234 134H235V133H234ZM238 134H240V132H239ZM252 134H254V133H252ZM1 135H2V134H1ZM37 135H38V134H37ZM46 135H47V134H46ZM72 135L74 136L75 134H72ZM72 135H71V137H72ZM77 135H78V134H76V136H77ZM79 135H80V134H79ZM82 135H84V133H83ZM82 135H80V136H82ZM212 135H213V132H212ZM223 135H224V134H223ZM236 135H237V134H236ZM236 135H235V136H236ZM241 135H242V134H241ZM256 135H257V134H256ZM34 136H35V135H34ZM50 136H51V135H50ZM80 136H78V139H79ZM95 136H96V137L98 136V138L100 137L99 135H95ZM110 136H111V135H110ZM184 136H185V135L182 136L183 139H184ZM221 136H222V135H220L219 137H221ZM238 136H239V135H238ZM248 136H250V135L248 134ZM252 136H253V135H252ZM40 137H42V136H40ZM53 137H54V136H53ZM82 137H83V136H82ZM82 137H80V138H81V141H82V139L84 140V138H82ZM91 137H92V134H91ZM101 137H102V136H101ZM159 137L161 138V136H159ZM159 137H158V138H159ZM187 137H188V136H186V139H187ZM189 137H190V136H189ZM195 137H196V136H195ZM204 137H205V136H204ZM219 137H218V136H215V137H214V138L216 139V142H217V138H219ZM236 137H237V136H236ZM259 137H260L261 140H262L261 135H260ZM1 138H2V137H1ZM42 138H43V140H44V137H42ZM65 138H66V137H65ZM73 138H74V137H73ZM92 138H93V137H92ZM92 138H91L90 140H92ZM111 138H112V137H111ZM111 138L108 137V139H111ZM146 138H147V137H146ZM191 138H192V137H191ZM214 138H212V139H214ZM221 138H222V140H223V137H221ZM247 138H248V137H247ZM31 139H32V137H31ZM54 139H55V138H54ZM61 139H62V138H61ZM61 139H60V140H61ZM74 139H75V138H74ZM78 139H77V140H78ZM108 139H107V140H108ZM143 139H144V138H143ZM143 139H142V140H143ZM198 139H200V138H198ZM204 139H205V138H204ZM204 139H203V140H204ZM207 139H208V138H207ZM234 139H236V138L234 137ZM250 139H251V138H250ZM252 139H253V138H252ZM258 139H259V138H258ZM33 140H34V139H33ZM43 140H42V141H43ZM48 140H50V139H48ZM51 140H52V139H51ZM55 140H56V139H55ZM79 140H80V139H79ZM95 140L98 141L97 139H95ZM95 140H94V141H95ZM107 140H106V141H107ZM145 140H146V139H145ZM154 140H155V139H154ZM161 140H164V139H163V136H162ZM184 140H185V139H184ZM219 140H220V142H219V143L217 142V143H218L217 145H220V143L222 142L221 139H219ZM225 140H227V142H228V139H225ZM241 140H242V139H241ZM30 141H31V140H30ZM36 141H38V140H36ZM58 141H59V140H58ZM92 141H93V140H92ZM92 141H91V142H92ZM101 141H102V140H101ZM126 141H127V140H126ZM155 141H156V140H155ZM159 141H160V139H159ZM159 141H158V142H159ZM181 141H182V140H181ZM181 141L179 140L180 144H181ZM185 141H186V140H185ZM204 141H205V140H204ZM204 141H203V142H204ZM214 141H215V140H214ZM242 141H243V140H242ZM245 141H247V140H245ZM250 141H251V140H249V142H250ZM262 141H263V140H262ZM12 142H13V140H12ZM48 142H49V141H48ZM84 142H86V140H85ZM110 142H111V141H110ZM113 142H114V141H113ZM113 142H111V143H113ZM130 142H131V141L129 140L128 143H127L128 145L126 144L127 147L129 146V143H130ZM186 142H187V141H186ZM191 142H193V146H194V144H195L194 142H196V141H195V139H194V141L191 140ZM227 142L225 143V146H227ZM232 142H234L233 139H232L231 143H232ZM236 142H237V141H236ZM249 142H248V143H249ZM20 143H21V142H20ZM54 143H55V144L58 143L57 140H56V142H54ZM74 143H75V142H74ZM98 143L100 144V142H98ZM106 143H108V142H106ZM125 143H126V142H125ZM143 143H144V142H143ZM143 143H141V144H143ZM159 143H160V142H159ZM188 143H189V142H188ZM211 143H212V142H210L209 145H211ZM222 143H223V142H222ZM248 143H247V144H248ZM258 143L260 144V141H258ZM37 144H38V143H37ZM40 144H41V143H40ZM103 144H105V141H103ZM135 144H136V143H135ZM156 144H157V143H156ZM163 144H164V143H163ZM176 144H177V143H176ZM180 144H179V146H180ZM191 144H192V143H191ZM191 144H190V145H191ZM197 144H198V143H197ZM199 144H200V142H199ZM232 144H235V143H232ZM232 144H231V145H232ZM14 145H15V144H14ZM25 145H26V143H25ZM35 145H36V144H35ZM41 145H42V144H41ZM48 145H51V144L49 143ZM58 145H59V144H58ZM61 145H62V144H61ZM64 145H65V144H64ZM66 145H67V144H66ZM113 145H114V144H113ZM122 145H123V144H122ZM136 145H137V144H136ZM138 145H139V144H138ZM138 145H137V147H138ZM186 145H187V144H186ZM200 145H201V144H200ZM200 145H197V146L199 147ZM222 145H223V144H222ZM222 145H221V146H222ZM231 145H230V146H231ZM242 145H244V143H243ZM46 146H47V145H46ZM54 146H55V145H54ZM62 146H63V145H62ZM93 146H94V144H93ZM109 146H110V145H109ZM114 146H115V145H114ZM160 146H162V145H160ZM163 146H164V145H163ZM163 146H162V147H163ZM177 146H178V144H177ZM177 146H176V147H177ZM188 146H189V145H188ZM213 146H214V147H213L214 149H217V148H215V145H213ZM256 146H257V145H256ZM258 146L261 147L260 145H258ZM15 147H16V146H15ZM39 147H40V146H39ZM44 147H45V143H44ZM63 147H64V146H63ZM96 147H97V146H95V148H96ZM105 147H106V146H105ZM111 147H112V146H111ZM142 147H146V146L144 145V146H142ZM155 147H156V146H155ZM186 147H187V146H186ZM195 147H196V145L194 146V148H195ZM223 147H224V146H223ZM223 147H222V148H223ZM238 147H239V146H238ZM247 147H248V146H247ZM12 148H13V147H12ZM27 148H28V147H27ZM48 148H49V147H48ZM52 148H54V147H52ZM57 148H60V145H59V147H57ZM75 148H76V145H75ZM77 148H78V147H77ZM81 148H82V145H81ZM112 148H113V147H112ZM133 148H135V150H136L137 152H138L137 149H140V148H136L135 146H134ZM147 148H148V147H147ZM177 148H178V147H177ZM182 148H183V142H182ZM188 148H190V147H188ZM219 148H220V147H219ZM219 148H218V149H219ZM224 148H225V147H224ZM239 148H240L241 150H243L244 146H243V148H241V144H240V147H239ZM263 148H264V147H263ZM63 149H64V148H63ZM125 149H126V146H125ZM142 149H143V148H142ZM142 149H141V150H142ZM152 149H153V148H152ZM160 149H161V148H160ZM226 149H227V148H226ZM226 149H224V151H225ZM229 149H230V147H229ZM236 149L238 150L237 147H236ZM244 149H245V148H244ZM247 149H248V148H247ZM247 149H246V150H247ZM11 150H12V149H11ZM46 150H47V149H46ZM56 150H57V149H56ZM56 150H55V153H56ZM60 150H62V149H60ZM60 150H59V151H60ZM72 150H73V149H72ZM77 150H78V149H77ZM81 150H82V149H81ZM90 150H91V149H90ZM133 150H134V149H133ZM154 150H155V152H156V149H154ZM187 150H188V149H187ZM205 150H207V149H205ZM221 150H223V149H220V151H221ZM259 150H260V148H259ZM78 151H79V150H78ZM78 151H76L75 154H76ZM82 151H83V150H82ZM88 151H89V149H88ZM123 151H124V150H123ZM131 151H132V150H131ZM139 151H140V150H139ZM143 151H144V150H142V152H141V151H140V152H141V153H144ZM159 151H160V150H159ZM159 151H157V152H159ZM161 151H162V150H161ZM179 151H181V149H179ZM208 151H209V149H208L206 152L209 153ZM217 151H218V150H217ZM243 151H244V150H243ZM7 152H8V151H7ZM10 152H11V151H10ZM26 152H27V151H26ZM29 152H30V149H29ZM34 152H35V151H34ZM34 152H33V153H34ZM41 152H44V151H41ZM60 152H61V151H60ZM66 152H67V151H66ZM68 152H69V151H68ZM153 152H154V151H153ZM177 152H178V151H177ZM181 152H182V151H181ZM202 152H203V151H202ZM202 152H201V154H202ZM213 152L215 153L216 151L214 150ZM221 152H222V151H221ZM245 152H246V151H245ZM245 152H244V153H245ZM14 153H15V152H14ZM19 153H20V152H19ZM52 153H53V152H52ZM55 153H54V154H55ZM64 153H65V151H64ZM127 153H128V150H127ZM132 153H133V151H132ZM132 153H131V155H132ZM134 153H135V152H134ZM161 153H162V152H161ZM219 153H220V152H219ZM219 153H218V155H219ZM222 153L224 154L225 152H222ZM222 153H221V154H222ZM227 153H229V151H228ZM230 153H231V152H230ZM240 153H241V152H240ZM60 154H61V153H59V154L57 153L56 156L58 157ZM73 154H74V153H73ZM106 154L108 155V153H106ZM123 154H124V153H123ZM155 154H157V153H155ZM174 154H175V153H174ZM221 154H220V155H221ZM223 154H222V155H223ZM236 154H237V153H236ZM256 154H257V153H256ZM258 154H259V153H258ZM12 155H14V154H12ZM21 155H22V154H20L19 156H21ZM25 155H26V153H25ZM37 155H38V153H37ZM37 155H36V156H37ZM61 155H62V154H61ZM65 155H66V154H65ZM107 155H106V156H107ZM111 155H112V154H111ZM164 155H165V153H164ZM215 155H216V154H215ZM222 155H221V156H222ZM243 155H245V154H243ZM259 155H260V154H259ZM259 155H258V156H259ZM2 156H3V155H2ZM15 156H17V154H15ZM19 156H18V157H19ZM28 156H29V154H28ZM46 156H47V155H46ZM50 156H51V155H50ZM50 156H49V157H50ZM66 156H67V155H66ZM70 156H71V154H70ZM75 156L77 157V155H75ZM82 156H83V155H82ZM95 156H96V155H95ZM104 156H105V155H104ZM176 156H177V155H176ZM212 156H213V155H212ZM245 156H246V155H245ZM261 156H262V155H261ZM263 156H264V155H263ZM263 156H262V157H263ZM21 157H22V156H21ZM21 157H20V159H21ZM37 157H38V156H37ZM43 157H44V156H43ZM78 157H79V156H78ZM78 157H77V158H78ZM83 157H84V156H83ZM83 157H82V158H83ZM137 157H138V156H137ZM165 157H166V156H165ZM225 157H226V155H225ZM236 157H237V156H236ZM28 158H29V157H28ZM28 158H27V159H28ZM80 158H81V157H79V159H80ZM82 158H81V159H82ZM93 158H94V157H93ZM166 158H167V159H166V162H169V161H168V160H169V157H166ZM178 158H179V155H178ZM208 158H210V156L207 157V160H206V161H208ZM212 158H214V156H213ZM228 158H229V155H228ZM245 158H246V157H245ZM259 158H260V157H259ZM259 158H258V159H259ZM17 159H19V158H17ZM38 159H39V158H38ZM47 159H48V158H47ZM59 159H61V157H59ZM66 159H68V158H66ZM81 159H80V162H81ZM84 159H85V158H84ZM84 159H83V160H84ZM120 159H121V158H120ZM179 159H180V158H179ZM263 159H264V158H263ZM21 160H22V159H21ZM23 160H24V159H23ZM23 160H22V162L25 163V161H23ZM44 160H45V158H44ZM68 160H69V159H68ZM87 160H89V159H87ZM92 160H93V159H92ZM92 160H91V161H92ZM141 160H142V159H141ZM175 160H177V159H175ZM210 160H212V159H210ZM239 160H240V159H239ZM239 160H238V161H239ZM260 160H262V159H259V161H260ZM48 161H49V159H48ZM52 161H53V160L51 159V162H52ZM69 161L73 162L72 160H69ZM189 161H190V160H189ZM213 161H214V160H213ZM216 161H217V160H216ZM229 161H230V160H229ZM241 161H242V160H241ZM249 161H250V160H249ZM252 161L254 162V159H253ZM257 161H258V160H257ZM32 162H34V161L32 160ZM51 162H50V163H51ZM80 162H79V163H80ZM83 162H84V161H83ZM85 162H86V161H85ZM89 162H90V161H89ZM93 162H94V160H93ZM159 162H160V161H159ZM242 162H243V161H242ZM244 162H245V161H244ZM250 162H251V161H250ZM263 162H264V160L262 161V164H263ZM18 163H19V161H18ZM57 163H58V162H57ZM63 163H65V162H63ZM79 163H77V164H79ZM126 163H128V162H126ZM216 163H217V162H216ZM233 163H234V162H233ZM238 163H239V162H238ZM5 164H6V163H5ZM10 164H11V163H10ZM19 164H20V163H19ZM26 164H27V166H28L29 163L26 162ZM26 164H24V165H26ZM30 164H31V162H30ZM30 164H29V165H30ZM55 164H56V163H55ZM72 164H75V163H72ZM81 164H82V165L79 164V166H78V168H80V170H81V168H82L81 166H84V163L81 162ZM163 164H164V163H163ZM166 164H167V163H166ZM182 164H183V163H182ZM235 164H236V163H235ZM250 164H251V163H250ZM20 165H21V164H20ZM31 165H32V164H31ZM31 165H30V166H31ZM33 165H34V163H33ZM45 165H46V163H45ZM75 165H76V164H75ZM93 165H94V164H93ZM95 165H96V164H95ZM95 165H94V166H95ZM129 165H130V163H129ZM156 165H157V164H156ZM156 165H155V166H156ZM233 165H234V164H233ZM248 165H249V164H248ZM22 166H23V165H22ZM52 166H53V164H52ZM55 166H56V165H55ZM60 166H61V165H60ZM71 166H74V165H71ZM85 166H86V163H85ZM149 166H150V165H149ZM241 166H242V165H241ZM245 166H246V164H245ZM3 167H4V166H3ZM28 167H29V166H28ZM50 167H51V166H50ZM58 167H59V165H58ZM61 167H62V166H61ZM61 167H60V169H61ZM88 167H90V166H88ZM88 167H87V168H88ZM178 167H179V166H178ZM196 167H197V166H196ZM236 167H238V164H237ZM236 167H235V168H236ZM242 167H243V166H242ZM248 167H249V166H248ZM251 167H252V165H251ZM19 168H20V167H19ZM21 168H22V167H21ZM25 168H27V167L25 166ZM45 168H46V166H45ZM53 168H54V167H53ZM66 168H67V167H66ZM72 168H73V167H72ZM76 168H77V167H76ZM94 168H95V167H94ZM149 168H150V167H149ZM156 168H157V169H161L162 167H161V165L158 164V165L156 166ZM225 168H226V167H225ZM225 168H224V169H225ZM227 168H229V167H227ZM231 168H232V167H231ZM238 168H240V167H238ZM238 168H236V169H238ZM30 169H31V168H30ZM48 169H49V168H48ZM62 169H63V168H62ZM83 169H84V167H83ZM89 169H90V168H89ZM131 169H132V167H131ZM133 169H134V168H133ZM162 169H163V172H164V171H165V168H162ZM170 169L173 170V168H170ZM179 169H180V168H179ZM221 169H222V168H221ZM252 169H253V168H252ZM255 169H256V168H255ZM263 169H264V167H263ZM31 170H33V169H31ZM31 170H30V171H31ZM50 170H51V169H50ZM111 170H112V169H111ZM210 170H211V169H210ZM227 170H228V169H227ZM238 170H239V169H238ZM238 170H237V171H238ZM247 170H249V169H247ZM18 171H19V169H18ZM24 171H26V170H24ZM59 171H60V170H59ZM64 171H65V170H64ZM73 171H74V170H73ZM96 171H97V170H96ZM134 171H135V169H134ZM149 171H151V170H149ZM149 171H146V173H150ZM161 171H162V170H161ZM168 171H169V170H168ZM229 171H230V170H229ZM43 172H44V171H43ZM51 172H52V171H51ZM69 172H70V170H69ZM81 172H82V171H81ZM87 172H88V171H87ZM107 172H108V170H107ZM159 172H160V171H159ZM165 172H166V171H165ZM205 172H206V171H205ZM205 172H204V173H205ZM219 172H220V171H219ZM219 172H218V173H219ZM230 172H231V171H230ZM244 172H245V171H244ZM251 172H252V171H251ZM258 172H259V171H258ZM15 173H16V172H15ZM18 173H19V172H18ZM28 173H30V172H28ZM31 173H33V171H31ZM31 173H30V174H31ZM53 173H54V172H53ZM71 173H72V172H71ZM108 173H109V172H108ZM146 173L144 172V174H146ZM160 173H161V172H160ZM173 173H174V172H173ZM200 173H201V172H200ZM208 173H209V170H208ZM223 173H224V172H223ZM234 173H235V172H234ZM237 173H238V172H237ZM252 173H253V172H252ZM2 174H3V173H2ZM24 174L26 175L25 172L23 173V175H24ZM33 174H34V173H33ZM35 174H36V173H35ZM42 174H43V173H42ZM48 174H49V173H48ZM51 174H52V173H51ZM62 174H63V173H62ZM62 174H61V175H62ZM77 174H78V173H77ZM131 174H132V173H131ZM134 174H135V172H134ZM201 174H202V173H201ZM201 174H200V176H201ZM205 174H206V173H205ZM226 174H227V173H226ZM243 174H244V173H243ZM254 174L256 175L257 173H254ZM260 174H261V173H260ZM13 175H14V174H13ZM23 175H22V176H23ZM81 175H82V173H81ZM132 175H133V174H132ZM146 175H147V174H146ZM155 175H156V173H155ZM161 175H162V174H161ZM196 175H197V174H196ZM198 175H199V174H198ZM203 175H204V174H203ZM210 175H211V174H210ZM213 175H214V174H213ZM237 175H238V174H237ZM237 175H236V177H237ZM28 176H29V175H28ZM32 176H33V175H32ZM49 176H50V175H49ZM51 176H52V175H51ZM72 176H73V175H72ZM75 176H76V175H75ZM75 176H74V177H75ZM112 176H114V174H113ZM112 176L110 175L109 178L111 179ZM170 176H171V175H170ZM217 176L219 177L218 174H217ZM227 176H228V174H227ZM231 176H232V174H231ZM231 176H230V178H231ZM242 176H243V175H242ZM24 177H25V176H23V178H24ZM30 177H31V176H30ZM60 177L63 178V176H60ZM68 177H69V176H68ZM81 177H82V176H81ZM127 177H128V175H127ZM171 177H173V176H171ZM203 177H205V176H203ZM234 177H235V175H234ZM236 177H235V178H236ZM240 177H241V176H240ZM46 178H47V176H46ZM51 178H52L53 180L55 179V178H53V177H51ZM83 178H84V177H83ZM113 178H114V177H113ZM169 178H170V177H169ZM205 178H206V177H205ZM219 178H220V177H219ZM237 178H238V177H237ZM244 178H245V177H244ZM248 178H249V177H248ZM262 178H263V177H262ZM47 179H48V178H47ZM47 179H45V180H47ZM52 179H51V181H52ZM59 179H60V178H59ZM77 179H78V178H77ZM85 179H86V181L88 182V180H89L88 173H87V175H85ZM110 179H108V181H110ZM171 179H173V178H171ZM200 179H202V178H200ZM233 179H234V178H233ZM242 179H243V178H242ZM246 179H247V178H246ZM19 180H21V179H19ZM56 180H57V179H56ZM67 180H68V179H67ZM71 180H72V179H71ZM127 180L129 181L128 178H127ZM196 180H198V179H196ZM238 180H239V179H238ZM244 180H245V179H244ZM248 180H251V179H248ZM256 180H257V178H256ZM262 180H263V179H262ZM2 181H3V180H2ZM48 181H49V180H48ZM81 181H82V180H81ZM106 181H107V178H106ZM112 181H113V179H112ZM167 181H168V180H167ZM169 181H170V180H169ZM192 181H193V180H192ZM200 181H201V180H200ZM254 181H255V180H254ZM254 181H253V182H254ZM259 181H260V180H259ZM54 182H56V181H53V183H54ZM70 182H71V181H70ZM101 182H103V181L101 180ZM129 182H130V181H129ZM179 182H180V181H179ZM190 182H191V181H190ZM194 182H195V181H194ZM235 182H236V181H235ZM238 182H239V181H238ZM253 182H252V183H253ZM263 182H264V181H263ZM56 183H57V182H56ZM58 183H59V181H58ZM63 183H64V182H63ZM75 183H76V181H75ZM77 183H78V181H77ZM160 183H161V182H160ZM177 183H178V182H177ZM249 183H250V182H249ZM258 183H259V182H258ZM19 184H20V183H19ZM33 184H34V183H33ZM37 184H38V183H37ZM59 184H60V183H59ZM82 184H83V183H82ZM84 184H85V183H84ZM87 184H88V183H87ZM87 184H85V185H87ZM127 184H128V183H127ZM134 184H135V183H134ZM162 184H163V183H162ZM182 184H183V183H182ZM186 184H187V183H186ZM217 184H218V183H217ZM219 184H220V183H219ZM243 184H244V183H243ZM259 184H260V183H259ZM35 185H36V184H35ZM55 185H56V184H55ZM62 185H63V184H62ZM71 185H72V184H71ZM116 185H117V184H116ZM129 185H130V184H129ZM131 185H132V182H131ZM231 185H232V184H231ZM239 185H240V184H239ZM241 185H242V184H241ZM19 186H20V185H19ZM39 186H40V185H39ZM65 186H66V185H65ZM75 186H76V185H75ZM80 186H82V185H80ZM157 186H158V185H157ZM169 186H170V185H169ZM179 186H180V185H179ZM200 186H201V185H200ZM234 186H235V185H234ZM252 186H253V185H252ZM259 186H260V185H259ZM259 186H257V187H259ZM26 187H27V186H26ZM46 187H47V186H46ZM46 187H45V190H46ZM52 187H53V184H52ZM59 187H60V185H59ZM72 187H73V186H72ZM89 187H91V185H90ZM188 187H189V186H188ZM253 187H254V186H253ZM261 187H262V186H261ZM23 188H24V187H23ZM42 188H43V186H42ZM48 188H49V187H48ZM83 188H84V187H83ZM127 188H128V187H127ZM130 188H131V187H130ZM165 188H166V187H165ZM182 188H183V187H182ZM185 188H186V187H185ZM203 188H204V187H203ZM242 188H243V187H242ZM250 188H251V186H250ZM59 189H60V188H59ZM104 189H105V188H104ZM213 189H214V188H213ZM259 189H260V188H259ZM9 190H10V189H9ZM22 190H23V189H22ZM49 190H50V189H49ZM61 190H62V189H61ZM133 190H134V189H133ZM153 190H154V189H153ZM214 190H215V189H214ZM214 190H213V191H214ZM244 190H245V189H244ZM251 190L253 191L252 188H251ZM46 191H47V190H46ZM83 191L85 192L86 189L83 190ZM83 191H82L81 193H83ZM87 191H88V189H87ZM87 191H86V192H87ZM121 191H122V189H121ZM121 191H120V193H121ZM213 191H212V192H213ZM217 191H218V189H217ZM48 192H49V191H47V193H48ZM74 192H75V191H74ZM90 192H91V191H90ZM139 192H140V191H139ZM219 192H220V191H219ZM243 192H245V191H243ZM248 192H249V191H248ZM254 192H255V191H254ZM262 192H263V190H262ZM63 193H64V192H63ZM71 193H72V192H71ZM246 193H247V192H246ZM250 193H251V191H250ZM35 194H36V193H35V191H34V193H33V195H32V198L35 197ZM45 194H46V192L44 193V195H45ZM48 194H49V193H48ZM88 194H89V193H87V195H88ZM129 194H130V193H129ZM145 194H146V193H145ZM172 194H173V193H172ZM181 194H182V193H181ZM212 194H213V193H211V195H212ZM224 194H225V193H224ZM251 194H252V193H251ZM251 194H249V195H251ZM9 195H11V194H9ZM37 195H38V194H37ZM44 195H43V196H44ZM50 195H51V194H50ZM60 195H61V194H60ZM60 195H59V196H60ZM62 195H63V194H62ZM64 195H65V194H64ZM77 195H78V194H77ZM87 195H86V197H87ZM114 195H115V194H114ZM215 195H216V192H215ZM226 195H227V194H226ZM263 195H264V194H263ZM11 196H12V195H11ZM38 196H40V194H39ZM84 196H85V195H84ZM91 196H92V194H91ZM156 196H157V195H156ZM234 196L236 197V195H234ZM82 197H83V195H82ZM88 197H89V196H88ZM100 197H101V196H100ZM123 197H124V196H123ZM126 197L130 198L131 196H130V197H129V196H126ZM262 197H263V196H262ZM83 198H84V197H83ZM90 198H92V197H90ZM111 198H112V197H111ZM128 198H127V199H128ZM162 198H163V197H162ZM210 198H211V197H210ZM250 198H251V196H250ZM252 198H253V197H252ZM30 199H31V198H30ZM81 199H82V198H81ZM85 199H86V198H85ZM88 199H89V198H88ZM100 199H101V198H100ZM172 199H173V198H172ZM233 199H234V198H233ZM235 199H236V198H235ZM6 200H7V199H6ZM11 200H12V199H11ZM101 200H102V199H101ZM128 200H130V199H128ZM134 200H136V199L134 198ZM162 200H164V199H162ZM177 200H178V199H177ZM209 200H210V199H209ZM237 200H238V199H237ZM0 201H1V199H0ZM8 201H9V200H8ZM14 201H15V200H14ZM82 201H83V200H82ZM82 201H81V202H82ZM126 201H127V200H126ZM145 201H147V200H145ZM150 201H151V200H150ZM211 201H212V200H211ZM214 201H217V196H215ZM23 202H24V201H23ZM85 202H86V201H85ZM97 202H98V201H97ZM120 202H121V200H120ZM124 202H125V201H124ZM130 202H131V200H130ZM133 202H134V201H133ZM263 202H264V199H263ZM9 203H12V202H9ZM89 203H90V202H89ZM95 203H96V202H95ZM98 203H99V202H98ZM128 203H129V202H128ZM131 203H132V202H131ZM134 203H135V202H134ZM188 203H189V202H188ZM199 203H200V202H199ZM212 203H213V205H212L211 202H210V204L212 205V206L210 205V206L212 207V208H210V209H211V212H210V214H209L210 217H211V216L213 217L214 208H216V207H214V202H212ZM19 204H20V203H19ZM80 204H81V203H80ZM120 204H121V203H119V206H120ZM12 205H14V204H12ZM24 205H25V204H23L22 207H24ZM86 205H87V204H86ZM124 205H125V204H124ZM124 205L122 204V206H124ZM126 205H127V204H126ZM134 205H135V207H136L137 203L134 204ZM138 205H139V204H138ZM240 205H241V204H240ZM246 205H247V204H246ZM6 206H7V205H6ZM9 206H11V204H10ZM83 206H84V205H83ZM88 206H89V205H88ZM96 206H97V204H96ZM127 206L129 207V205H127ZM127 206H125V207H127ZM131 206H132V205H131ZM199 206H200V205H199ZM263 206H264V205H263ZM92 207H94V206H92ZM97 207H98V206H97ZM97 207H96V208H97ZM137 207H138V206H137ZM2 208H3V207H2ZM81 208H82V207H81ZM90 208H91V207H90ZM122 208H124V207H122ZM122 208H119V209L122 210ZM133 208H134V207H133ZM133 208H132V209H133ZM239 208H240V207H239ZM260 208H261V207H260ZM6 209H7V208H6ZM83 209H84V208H82L81 211H82ZM93 209H94V208H93ZM97 209H98V208H97ZM137 209H138V208H137ZM144 209H145V207H144ZM210 209H209V210H210ZM261 209H262V208H261ZM17 210H18V209H17ZM89 210H90V209H89ZM117 210H118V209H117ZM127 210H128V209H126L125 212H126ZM140 210H143V209H140ZM145 210H146V209H145ZM250 210H251V209H250ZM83 211H84V210H83ZM92 211L94 212V211H96V209H94V210H92ZM92 211H91V212H92ZM143 211H144V210H143ZM169 211H170V210H169ZM132 212H133V210L131 211V213H132ZM147 212H148V211H147ZM208 212H209V211H208ZM259 212H260V211H259ZM5 213H6V212H5ZM95 213H96V212H95ZM135 213H136V212H135ZM143 213H144V212H143ZM261 213H262V212H261ZM261 213H259V214H261ZM6 214H7V213H6ZM92 214H93V213H92ZM92 214H90V215H92ZM96 214H97V213H96ZM117 214H122V213H121V212H120V213L117 212ZM127 214H130V213H127ZM203 214H204V213H203ZM7 215H8V214H7ZM85 215H86V214H85ZM94 215H95V214H94ZM98 215H99V214H98ZM115 215H116V213H115ZM132 215H133L134 217H135V215H134V214H130V218L132 217V220H133L134 217H133ZM205 215H206V214H205ZM82 216L84 217L83 214H82ZM82 216H81V217H82ZM119 216H121L122 218H124L123 215H119ZM125 216H126V215H125ZM127 216H128V215H127ZM127 216H126V217H127ZM202 216H203V215H202ZM263 216H264V215H263ZM126 217H125V219L127 220L126 222L128 223V218H126ZM137 217H138V216H137ZM154 217H155V216H154ZM156 217H157V216H156ZM203 217H204V216H203ZM252 217H253V216H252ZM254 217H255V215H254ZM254 217H253V219H254ZM6 218H7V217H6ZM86 218H88V217L86 216ZM94 218H95V217H94ZM112 218H113V217H112ZM122 218H119V219L122 220ZM172 218H173V217H172ZM81 219H82V218H81ZM141 219H143V218H141ZM181 219H182V218H181ZM211 219H212V218H211ZM211 219L209 218V221H210ZM241 219H242V218H241ZM262 219H264V218H262ZM21 220H22V219H21ZM82 220H83V219H82ZM86 220H87V219H86ZM114 220H115V219H114ZM132 220L130 219L131 222H132ZM195 220H196V219H195ZM205 220H206V218H205ZM130 221H129V222H130ZM184 221H185V220H184ZM254 221H255V219H254ZM256 221H257V218H256ZM115 222H116V220H115ZM120 222L122 223V221H120ZM123 222H124V221H123ZM126 222H124V223H126ZM133 222H134V220H133ZM133 222H132V223H133ZM195 222H196V221H195ZM259 222H260V221H259ZM12 223H13V222H12ZM104 223H105V222H104ZM135 223H136V220H135L134 224H135ZM137 223H138V221H137ZM149 223H150V221H149ZM152 223H153V222H152ZM169 223H170V222H169ZM9 224H10V223H9ZM18 224H19V223H18ZM87 224H88V223H87ZM87 224H86V225H87ZM115 224H116V223H115ZM172 224H173V223H172ZM174 224H175V223H174ZM197 224H198V223H197ZM255 224H256V223H255ZM257 224H258V223H257ZM261 224H262V223L260 222L259 225H261ZM10 225L13 226L12 224H10ZM15 225H16V224H15ZM118 225H119V224H117V226H118ZM158 225H159V224H158ZM170 225H171V224H170ZM236 225H237V224H236ZM238 225H239V230H240V233H239V235H240V239H237V240H238V242L236 243L237 246H235V248H234V249H235V253H234L235 261H238V260L240 259V256L242 255L243 251H245L244 248H246V246H247V240H248L249 237L251 236L252 232H254L253 228H256V227H257V226H255V225H254L255 227H253V220L251 221V220L249 219V215L245 217V219L242 221V223L239 222ZM11 226H10V227H11ZM87 226H88V225H87ZM96 226H97V224H96ZM107 226H108V225H107ZM135 226H137V225H135ZM142 226H143V225H142ZM153 226H154V225H153ZM164 226H165V225H164ZM261 226H263V224H262ZM8 227H9V226H8ZM119 227H122L121 229H123V227H125V226H119ZM127 227H129V225H128ZM139 227H141V226H139ZM170 227H171V226H170ZM184 227H185V226H184ZM13 228H15V227H13ZM84 228H85V227H84ZM89 228H90V227H89ZM93 228H94V227H93ZM97 228H98V226H97ZM97 228H96V230H97ZM114 228H115V225H114ZM144 228H145V227H144ZM144 228H143V229H144ZM182 228H183V227H182ZM259 228H260V227H259ZM263 228H264V226H263ZM109 229H110V228H109ZM118 229H119V228H117V230H118ZM121 229H120V230H121ZM131 229H132V228H131ZM153 229H154V228H153ZM155 229H156V228H155ZM82 230L84 231V229H82ZM114 230H115V229H114ZM124 230H125V229H124ZM137 230H138V228H137ZM213 230H214V229H213ZM109 231H110V230H109ZM122 231H123V230H122ZM132 231H133V230H132ZM138 231H139V233H144L146 230H145L144 232H143V231H140V230H138ZM178 231H180V230H178ZM234 231H235V230H234ZM258 231H259V230H258ZM84 232H86V230H85ZM84 232H83V233H84ZM94 232H96V231L94 230ZM94 232H93V233H94ZM110 232H112V230H111ZM113 232H114V231H113ZM127 232H129L128 229H127ZM259 232H260V231H259ZM259 232H258V233H259ZM11 233H12V232H11ZM86 233H87V232H86ZM97 233H98V232H97ZM99 233H101V232H99ZM118 233H119V232H118ZM132 233H136V232H132ZM254 233H255V232H254ZM261 233H262V232H261ZM261 233H259V234L261 235ZM72 234H73V233H72ZM111 234H112V233H111ZM114 234H115V233H114ZM127 234L129 235L130 233H127ZM127 234H126V235H127ZM146 234H147V233H146ZM206 234H207V232H206ZM93 235H97V234H93ZM121 235H123V234H121ZM126 235H125V236H126ZM133 235H134V234H133ZM136 235H137V233H136ZM136 235L132 236V237L130 238V240H128V241H125V240H124V237H125V236H124V237H122L123 240L125 241V242L123 241V242H124V245H122V247L120 246L119 248L117 247L118 244H117V245H114V246H115L116 248H118V250L120 249L119 251H121V250H123V249H126V250H127L129 253H131V254H132V252H133L134 255H135V259H136V262H135L134 264H152V261H154V260H152V259H153V258H151V255H152V254H150V253H153L152 251H153V248H154V246H155V242H154L155 240H154V241L152 240L151 242L147 240V241L144 242V243H142V242L140 241V243H142V245L138 246L139 244L135 242V238L137 239V237H135ZM141 235H142V234H141ZM165 235H166V234H165ZM177 235H178V234H177ZM224 235H225V234H224ZM255 235H257V232H256ZM66 236H67V235H66ZM111 236H112V235H111ZM119 236H120V235H119ZM119 236H118V237H119ZM76 237H77V236H76ZM84 237L86 238L85 234H84ZM113 237H114V236H113ZM126 237H127V236H126ZM180 237H181V234H180ZM204 237H205V235H204ZM258 237H259V236H258ZM3 238H4V237H3ZM8 238H9V237H8ZM59 238H60V237H59ZM73 238H74V237H73ZM91 238H92V237H91ZM127 238H128V237H127ZM165 238H166V237H165ZM251 238H252V237H251ZM262 238H263V237H262ZM83 239H84V238H83ZM96 239H97V236H96ZM119 239H120V238H118L117 243H118V242L120 243V240H119ZM170 239H171V238H170ZM170 239H169V240H170ZM176 239H177V238H176ZM253 239H254V238H253ZM253 239H252V240H253ZM255 239H256V238H255ZM58 240H60V239H58ZM64 240H65V239H64ZM67 240H68V239H67ZM87 240H88V239H87ZM143 240H144V239H143ZM165 240H166V239H165ZM167 240H168V237H167ZM169 240H168V241H169ZM228 240H229V239H228ZM258 240H259V239H258ZM83 241H84V240H83ZM98 241H99V240H98ZM168 241H167V243H168ZM179 241H180V240H179ZM186 241H187V240H186ZM65 242H66V241H65ZM91 242H92V241H91ZM177 242H178V241H177ZM226 242H227V241H226ZM249 242H250L251 244H253V242H256V240H253V242H251V240H250V241H248V243H249ZM85 243H87V242L85 241ZM98 243H99V242H97V244H98ZM115 243H116V242H115ZM164 243H165V242H164ZM189 243H190V242H189ZM221 243H223V241H222ZM224 243H225V242H224ZM224 243H223V244H224ZM260 243H261V241H260ZM263 243H264V242H263ZM57 244H58V243H57ZM169 244H170V243H169ZM203 244H205V243H203ZM227 244H228V243H227ZM231 244H232V243H231ZM231 244H230V245H231ZM255 244H256V243H255ZM95 245H96V244H95ZM166 245H167V244H166ZM172 245H173V244H171V246H172ZM221 245H222V244H221ZM248 245H249V244H248ZM66 246H67V245H66ZM96 246L98 247V245H96ZM102 246H103V245H102ZM251 246H252V245H251ZM251 246L249 245V247H251ZM70 247H71V246H70ZM97 247H96V248H97ZM103 247H106V246H103ZM158 247H159V246H158ZM216 247H217V246H216ZM226 247H228V245H226ZM230 247H231V246H230ZM73 248H75V247H73ZM73 248H72V249H73ZM94 248H95V247H94ZM106 248H107V247H106ZM116 248L113 247V250L116 249ZM172 248H173V247H172ZM210 248H211V247H210ZM252 248H253V247H252ZM90 249H91V248H90ZM97 249H98V248H97ZM97 249H95V251H96ZM204 249H205V247H204ZM218 249H219V247H218ZM9 250H11V249L9 248ZM73 250H74V249H73ZM82 250L84 251V249H82ZM101 250H102V249H101ZM116 250H117V249H116ZM116 250H114L113 252L117 253ZM172 250H173V249H172ZM172 250H170V251H172ZM249 250H250V248H249ZM11 251H12V250H11ZM11 251H10V252H11ZM92 251H93V250H92ZM92 251H91V252H92ZM95 251H94V252H95ZM104 251H106V250H104ZM167 251H169V250H167ZM211 251H212V250H211ZM52 252H53V250H52ZM68 252H69V251H68ZM75 252H76V251H75ZM108 252H109V251H108ZM122 252H123V251H122ZM122 252H121V254H122ZM228 252H229V251H228ZM251 252H252V250H251ZM251 252L249 251V254H248L249 256H250V255L253 256V255H252L253 253L250 254ZM48 253H50V251H49ZM48 253H47V254H48ZM56 253H57V252H56ZM56 253H55V254H56ZM72 253H73V252H72ZM89 253H90V250H89ZM104 253H105V252H104ZM110 253H111V252H110ZM171 253H172V252H171ZM173 253H174V252H173ZM214 253H215V252H214ZM217 253H218V251H217ZM229 253H230V252H229ZM232 253H233V252H231V254H229V255L231 256ZM47 254H46V255H47ZM55 254H54V255H55ZM68 254H70V253H68ZM75 254H76V253H75ZM81 254H82V253H81ZM90 254H91V253H90ZM203 254H204V253H203ZM203 254H202V255H203ZM207 254H209V253L207 252ZM211 254H212V253H211ZM243 254H244V253H243ZM261 254H262V253H261ZM65 255H66V254H65ZM91 255H92V254H91ZM93 255H94V254H93ZM93 255H92V256H93ZM95 255H96V254H95ZM111 255H112V254H111ZM119 255H120V254H119ZM167 255H168V254H167ZM225 255H226V254H225ZM262 255H263V254H262ZM75 256H76V255H75ZM89 256H90V255H89ZM92 256H90V257H91V260H92ZM121 256H122V255H121ZM121 256H120V257H121ZM199 256H200V255H199ZM212 256H213V255H212ZM8 257H9V256H8ZM43 257H44V256H43ZM48 257H49V256H48ZM52 257H53V256H52ZM60 257H61V255H60ZM62 257H63V256H62ZM64 257H65V256H64ZM66 257L68 258V255H66ZM86 257H88V256L86 255ZM93 257H94V256H93ZM99 257H100V255H99ZM99 257H98V258H99ZM104 257H106V256H104ZM104 257H102V258H103V261H104ZM111 257H114V255H112ZM120 257H118V258H120ZM130 257H131V256H130ZM160 257H161V256H160ZM37 258H38V257H37ZM41 258H42V256H41ZM55 258H56V257H55ZM58 258H59V255H58ZM58 258H57V259H58ZM95 258H96V256H95ZM98 258H97V259H98ZM106 258H107V257H106ZM114 258H115V257H114ZM171 258H172V257H171ZM209 258H211V257H209ZM229 258H231V257H229ZM236 258H237V259H236ZM253 258H254V257H253ZM45 259H46V258H45ZM49 259H50V258H49ZM49 259H47V260H49ZM59 259H60V258H59ZM61 259H62V258H61ZM74 259H75V258H74ZM88 259L90 260V258H88ZM107 259H108V258H107ZM124 259H126V258H124ZM173 259L175 260V258H173ZM179 259H180V258H179ZM201 259H202V258H201ZM201 259H200V260H201ZM216 259H217V258H216ZM216 259H215V260H216ZM7 260H9V259L7 258ZM39 260H40V259H39ZM47 260H46V261H47ZM54 260H55V259H54ZM68 260L70 261V259H68ZM76 260H77V258H76ZM83 260H84V263H85V262H86L85 259H83ZM89 260H88V261H89ZM99 260H100V259H99ZM99 260H96V261L99 262ZM108 260H109V259H108ZM130 260H131V259H130ZM130 260H129V261H130ZM174 260H172V262H173ZM176 260H177V259H176ZM200 260H199V261H200ZM9 261H12V260H9ZM41 261H42V259H41ZM56 261H57V260H56ZM59 261H61V260H59ZM65 261H67V259H66ZM79 261H80V260H79ZM94 261H95V260H94ZM96 261H95V262H96ZM106 261H107V260H106ZM213 261H214V259H213ZM253 261H254V259H253ZM256 261H257V260H256ZM15 262H16V261H15ZM50 262H53V261L51 260ZM62 262H63V261H62ZM104 262H105V261H104ZM117 262H118V261H117ZM127 262H128V261H127ZM131 262H132V261H131ZM205 262H206V260H205ZM37 263H38V262H37ZM47 263H48V261H47ZM55 263H56V262H55ZM65 263H66V262H65ZM73 263H74V262H73ZM207 263H208V261H207ZM211 263H212V262H211ZM227 263H228V261H227ZM229 263H231V262H229ZM229 263H228V264H229ZM234 263H235V262H234ZM258 263H259V262H258ZM263 263H264V262H263ZM8 264H9V263H8ZM40 264H41V263H40ZM86 264H87V262H86ZM106 264H107V263H106ZM128 264H131V263H128ZM173 264H174V263H173ZM175 264H182V262H181L180 260H177V261L175 262ZM201 264H202V263H201ZM208 264H209V263H208ZM243 264H244V263H243Z\"/></svg>","mask_w":264,"mask_h":264},{"label":"clouds","instance_id":"9594fccd","mask_svg":"<svg viewBox=\"0 0 264 264\" xmlns=\"http://www.w3.org/2000/svg\"><path fill=\"white\" fill-rule=\"evenodd\" d=\"M235 3V0H232ZM244 5L238 10L251 7L256 4V0H241ZM255 11L264 15V3L259 0ZM245 31V36L249 37L255 45L257 51L264 52L260 47L264 41H257L255 38L264 32V25L259 19H240L237 21ZM232 27V23L229 28ZM256 51V52H257ZM11 83L9 66L0 63V84ZM219 175L221 173L219 172ZM254 203L259 206V197L253 195ZM25 214L19 222L16 230L8 238L7 244L19 258V264H36L37 256H45L50 250L56 247L58 239L65 232L75 228L81 223V210L76 199L70 196L44 195L26 201L24 207ZM0 209V213L3 212ZM254 254L259 260H264L258 248H254ZM248 257V256H247ZM248 264L252 260L248 257Z\"/></svg>","mask_w":264,"mask_h":264}]
</instances>
